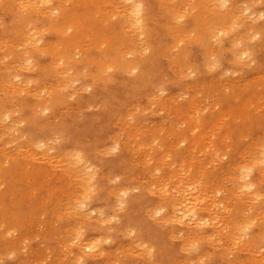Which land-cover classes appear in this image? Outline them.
I'll return each mask as SVG.
<instances>
[{
  "label": "bare ground",
  "instance_id": "bare-ground-1",
  "mask_svg": "<svg viewBox=\"0 0 264 264\" xmlns=\"http://www.w3.org/2000/svg\"><path fill=\"white\" fill-rule=\"evenodd\" d=\"M151 1L152 0H1L0 4L3 7V10L7 9V10L12 11V13H14L16 23L13 22V24L15 23L14 24L15 27L12 26L14 29H11V30L8 29V30L13 32V33L10 32V34H14L15 35L14 37L17 38L15 40H18V42H17L15 40H13L12 38H14V37H12L11 39L14 41V44H15V42H17L18 43L17 46H19L18 48H21V50L16 48V50H18V51L14 50L16 45H13L12 42L7 41V39L8 40L10 39V37L8 36L7 39L4 37L9 31H7L6 28H4V29L2 28L3 30L1 29V27H5V25H4V20H2V22L0 20V22H1L0 23L1 24L0 29L2 30L0 32V49L4 48L6 50H9L8 51L9 55L8 54H5V55L7 57L11 56L10 59H8L9 57L7 58L9 60V63L7 62L6 63L7 65L4 67V68H6L5 69L6 76L4 74L5 78H4V81H2L3 79L1 80L2 81L1 85H2V91H3L2 93L5 94V99L0 102V119H2L3 122H6V123H4L6 125H7V121H9L11 130L7 129V126L5 125L6 130H9V131L3 130L5 132L2 131L1 132L2 134H0L2 136V138L8 137L9 135L12 134L11 136H9L11 140L14 139V141H15V139L18 137H20L19 140H22V139L24 140L25 139L24 137H28V135H27L28 133L23 134V133H20L21 131L18 132L19 131L18 128L20 127L19 125H21L22 123H26L27 121H29L30 123L31 122L33 123V121L35 120V117L40 115L42 112L43 113L41 114V116L44 117V115H43L44 113L50 112L51 110H54L55 108L59 109L60 107H64V106H66V104L69 105L68 104L69 99H74V97L76 95L79 98V96L77 94V92L79 90L85 91V88L87 86H88L87 87L88 90L99 88V87H101L102 83L106 85V83H112V81L114 82L115 79H117V77H119V75H125L128 77L127 81L121 83L123 87H128V89H130L129 87H131V88L134 87V89H135V87L140 88L142 86H145V88H146L147 85H151L154 88V86L156 84L151 78V76H152L151 72L152 71H150V68L147 67L146 62H147V59H149L152 56V53L156 52V50H159L157 52H160L162 54L165 51V45L167 46L169 43L163 45L164 46L163 48L158 47L159 44L157 43L158 45H156L152 41L154 35H150L148 33L149 28L151 27V26L149 27V21L155 20V18L150 19V15H152V12H153V10L151 8V6H152ZM159 1H160L159 2L160 4L158 6H161V3H162V6H164L163 10L165 11V15L168 17L167 20H169V22H170V23H167V21H166V23L163 22V23H165V25H162V26H168L166 24H169V26L166 28L169 31L168 33H169L170 37L172 38L171 41H173L172 50L173 49L176 50V48H174V47H177V50H178V52L176 54H174V52L172 51L173 55L170 56V54H172V53H170V51H169L170 49L167 50L168 46L170 45L169 44L166 48V50L169 51V55H167L168 52L167 53L165 52V55L169 56V58H168L170 61L169 64H171L170 69L172 68L174 75L176 76L175 78L184 80V78H188V77L191 78V76L198 77L200 75V73L198 75V72H200V71H198L200 69V67L198 65H196L198 63H196V64L193 63L191 58H190V51L191 50L190 51H188V50L191 46L188 48V50L185 47H180L181 44H185V43L195 44L202 49V51H203L202 52L203 53V60H202L203 63L202 64L205 67L207 66L210 70H215V69L218 70L217 66L220 64V59L216 57L217 51L218 52H219V50L221 51V52H219V55H222L220 53H222L223 51L229 52L231 55L230 62L233 66H231L227 69L225 68L226 70L221 72L220 75L223 77V79H230V78L238 75V68L240 66L247 67L249 65L251 67L250 63L253 62L254 60L256 62L254 55H255V52L257 51L258 45H256L255 41L257 42V40H258L257 38H259L261 35L263 36V33H264V26H262L263 23H261V24L259 23L260 19L264 16V12H262L260 9H258L256 7V4L257 5L261 4V3H259L260 0H255V1L251 0L250 3H245V4H243V3L246 0L241 1V2H243L241 4H238L240 2L237 3L236 0H176V1L175 0H159ZM174 2H176V3H174ZM67 4H69V5L67 6ZM78 6H83V8H86L84 6H88L89 10L93 9L94 12H93V10H91V15H92V13H97L96 15L93 14L92 16L93 17L96 16L95 19L97 22L100 23V26L97 27L98 24L96 26L93 25V24H96L95 23L96 21H94L95 19L93 20V22L88 20V14L87 13H89V12H87L86 10H85L86 13H84V12L80 13L83 10H81L79 13H76L74 9L77 8ZM108 8H109V10L111 8V10L106 11V9H108ZM3 10H1V11H3ZM97 15H98V17H97ZM14 16H11V17H14ZM92 16H90V17H92ZM112 17H114V18H112ZM11 19L12 18H10V20ZM42 19L48 20V23H49L48 27L49 28L46 29L47 28L46 27L45 30H46V32H48V30L51 29L52 32L57 34V37H58L57 42H49L48 41L49 39H47L48 42H46V40L44 39L45 33H43V32H45V31H42V30L44 29L45 25L44 26L42 25V22H43ZM114 19H115V21H114ZM6 22L7 21H5V23ZM40 22H41L42 26L39 25ZM45 23H47V22H45ZM115 24H118L120 33H118V31H117V33L115 32ZM6 25H7V23H6ZM163 28H165V27H163ZM152 33L153 32H151V34ZM166 33H167V31H166ZM107 35H110V36H107ZM119 36H121V37L123 36V38H122L123 40H120L119 38H117L118 39L117 40L116 37H119ZM154 38H155V36H154ZM124 40H127V41H124ZM159 40L161 42L166 41L164 39L163 40L159 39ZM157 42H159V41H157ZM170 43H172V42H170ZM215 43L218 44L219 46H217L218 48L216 47L214 49V46H212V44H215ZM160 44H162V43H160ZM93 50L98 51V54L94 55ZM38 54L39 55L41 54L40 57L43 56V54H50V56H52L50 66L45 65V64H43L41 66L45 65V67L46 66L50 67V69H46L45 67H43V68H45L46 71L48 70L51 73V75H49V76L54 77L53 78L55 80V81L53 80L55 82L54 85L51 84V86H48L47 84L43 85L42 83L36 82L37 78H39V77L34 79L31 77H22L20 75L19 71H21V72L27 71V72L31 73V72H34L38 68V66H40V64L37 66V61L35 60V58ZM159 54L155 55V57L158 56ZM5 55H2V54L0 55L1 56L0 61L2 60V57ZM6 56H5V58L3 57L5 59V62L7 61ZM77 56H79V57H77ZM43 57H45V56H43ZM152 60L153 59L148 60V61L152 62ZM228 60H229V57H228L227 61ZM2 61H4V60H2ZM153 61H155V60H153ZM3 63H2V65H3ZM157 63H158V61H157ZM152 67H154V64L152 65ZM2 68H3V66H2ZM43 68H41V69L43 70ZM155 69H157V68L155 67ZM151 70H153V69H151ZM261 70H263V68ZM156 71L154 70L153 72H156ZM156 73H158V71ZM158 74H160V77H161L162 73H158ZM206 74H210V73L208 72ZM242 74L240 75L241 77H242ZM263 74H264V72H263ZM263 74L258 73V74H256V77L253 76L254 79L250 78V79H253L251 81L252 86H250V87H252V90L255 89L256 92L255 91L251 92L250 88L247 85H246V88L247 87L248 88L247 89L245 88L244 85L250 81L249 79H248L249 81L247 83H245V82H243V80H241L242 81L241 83H243L242 86H244V88H245V90H242V91H245V92L250 91L251 92L250 95L252 97H255L257 95L262 96L263 94H260V93L264 92V75ZM165 75H163L162 76L163 78L159 79V81H164L163 79L167 78V76H168L167 75L165 77ZM243 75H245V74H243ZM49 76H48V78H49ZM224 76H227L230 78H225ZM213 78L217 79L215 77H213ZM51 79H50V81H51ZM110 79H112V81ZM167 79H169V78H167ZM192 79H194V78H192ZM214 79H213V81H214ZM218 79H217V81H218ZM221 79H220V81H221ZM235 79H233V80H235ZM239 79H241V78H239ZM244 79H246V78H244ZM80 80L83 82L89 81V84L88 85L86 84L87 86H85V87L83 85L84 88H82V89H80L81 88L80 85H79L80 88L79 87L76 88L74 85H76V83H78ZM108 80L110 82H106V83L104 82V81H108ZM174 80H176V79H174ZM210 80L212 82V79H210ZM168 81L169 82L172 81L171 78ZM196 81H197V78H196ZM207 81L208 80H206L205 82H207ZM236 81H237V79L235 81H232L233 83L230 82L232 84L229 83L228 84L229 86L227 85L228 87H231L232 94H233L234 90L236 89V87L238 85H241V83L240 84L238 83V85H237ZM246 81H247V79H246ZM83 82H82V84H83ZM193 82L194 81H192V83ZM197 82H199V81H197ZM197 82L195 83V85L197 84ZM207 83H209V82H207ZM220 83H222V82H220ZM260 83L263 84V86H262L263 92H260ZM78 84H80V83H78ZM202 84L200 83V85H202ZM205 84H203V85H205ZM209 84L207 86H209ZM214 84H215V82H214ZM225 84L224 83L221 84L222 89H223V86ZM161 85H162V83L160 84V86ZM164 85H162V86H164ZM200 85H199V88L202 90V88L204 86L202 85V87H200ZM215 85L219 86L220 84H215ZM248 85H249V83H248ZM47 86H48V88H47ZM185 86H184V88H185ZM191 86L193 87L194 85H190V86L186 87L187 91H186V89L185 90L181 89L182 91L183 90L186 91V93H185L186 96H187V93L189 92V90H191V88H190ZM225 86H224V88H226ZM238 87H240V86H238ZM87 88H86V90H87ZM156 88L159 89V85H158V87L156 85L155 89ZM194 88H195V86H194ZM206 88H209V87H206ZM221 88H219V90ZM241 88H243V87H241ZM103 89H104V87H103ZM196 89H197V87H196ZM179 90H180V88H179ZM193 90H195V89H193ZM201 90H198V92L203 93V91H201ZM91 91H93V90H91ZM91 91H90V93L92 94ZM184 91H183V93H184ZM236 91H235V93L240 94V92H236ZM43 92L46 93V96L42 95ZM114 92L112 94H114ZM158 92L159 93H155L153 91V93L156 94V97L159 96L160 94L165 93L166 89L160 87ZM208 92H210V91L208 90ZM208 92L206 91L205 96H209L210 94L213 93V91H212V93L207 95ZM230 92L231 91L229 90L228 95ZM22 93H24V95L26 94L27 96H29L31 98V101L28 103V105L25 104L27 107L24 105V103L23 104L21 103L22 105H24L22 107L20 104L21 108L24 107L26 110H28V112L30 114V116H28V117L26 116V114H25V116H26L25 117L23 115L24 113H22L21 111H18L19 109L22 110L21 108H19V109L17 108V110H15L16 106H14L12 104L13 100L15 102L16 101L15 99H17L21 95H23ZM87 93H88V91H87ZM126 93H128V92L125 91V94H124L125 97H127ZM166 93L165 94L168 95V92H166ZM174 93L178 94L180 92H177V93L174 92ZM183 93L181 92V95ZM195 93H197V90ZM200 93H198V95ZM217 93L219 94V92H217ZM217 93L215 91L214 94H217ZM223 93H224V91H223ZM225 93H226V90H225ZM235 93H234V97L236 96ZM243 93L244 92H242V94ZM133 94L134 93H132V94L129 93V95H133ZM185 94H183V95L185 96ZM73 95H75V96L72 97ZM92 95H94V94H92ZM146 95H147V98L149 100L148 102H151L152 101L151 99L154 100V97H153V95L151 96L150 92L147 93ZM183 95L182 96L179 95V97L182 98L181 99V101H183L182 103H180L181 101L179 102V100H177V98L180 99L177 95H176L177 96V98H176L174 96L172 97L171 94H170V96L168 95L166 97H164L165 95L164 96L162 95L163 97L159 96L156 99L158 101H155V102L160 103L159 104V105H161L160 108L165 107L167 109V111H166L165 108H163L165 110V111L163 110L165 115L167 113H169V111H170V113H172L170 115H173L172 120H173V118L176 119L177 121L179 120V123H177V124L181 123L180 124L181 126H185V127L181 128L179 125H177L175 123L176 122V120H175V122L173 121V123L170 124L171 130L170 129H168V130H169V138H170V136L175 137L173 139H176L174 141H177L176 143L178 144L177 145L175 142L174 143L172 142L173 144L176 145V146H174V150H175V148H177V146H179L180 148L183 146L185 149L187 148L186 151L187 152L189 151L188 153L186 151L177 152V155L175 156V160L173 162H168L169 161L168 160V161H166L167 163L165 165L162 164L163 166L160 167V164H161V162L163 163V160L161 161L158 158L160 160V163L157 162L159 160H157V158L154 156H156L155 153H160V152H156V151L162 152V150H164V152H163L164 156L167 158L172 157V155L170 154V156H168L169 152L168 153L165 152V150H166L165 146H167V145L164 144L165 142L163 141L162 137H161L162 141H161V138L158 137V139H160V140H158L159 144L157 143L158 144V147H157V146H155L156 145L155 143L157 142V137L154 136L155 134H152L153 136L149 135L148 130H146L147 132L145 134H143V132H142L143 129L139 130L136 127L137 130L141 131L140 133L134 129L135 128V125H134L135 122H133L134 121V114H135V112L138 111V109L140 110L141 108L144 107V105L141 106L139 102L134 103L132 106L131 105L128 106L129 108H131L130 109L131 113H129V115H132L131 116L132 120L128 119L129 115H128V117H127V115H124V119L126 116L127 120L132 121L130 123L129 122L127 123V121H126V125H128L127 127L130 128L129 133H127V131H128L127 128H125V129H127L126 131L123 128V127H126V125L125 124L121 125L119 123L122 126L121 128H123V130L126 132V135L127 136L129 135V136L128 137L124 136L125 134H123V136H122L121 134H119L120 132L118 133V131H117L116 133H118L119 135L122 136V138H120L121 140H118L119 136H117V138H116L118 141H115L114 138H112L115 142L111 141L112 142V145H110L111 147H109V146H105L106 148L102 147L103 151L98 149V152L100 151L99 152L100 154H106L109 150L112 153L114 151L116 152V150H117V152H118V150H122V151H126V152H129L130 150H132L133 152H131V151L130 152L133 155L135 153L141 154L142 152H144L146 155V154H149V152H150L149 150L152 151L151 155L149 154L151 157L148 156V157H150L149 160H152L153 162H155L157 160L156 163L159 164V167H158V164L156 165V163H155V165L153 163L151 165L144 164L143 166H145V165L146 166L143 167L142 170L145 171L146 167L148 168L149 166L152 167V165H154L153 168L155 167V170L159 171L160 175H158V174L157 175L160 177L155 175L157 177V178L156 177L155 178L157 179V182L160 179L159 182L160 181L161 182L160 183L158 182V183L161 186L159 185V188L156 186L158 190L155 187L154 188H155L156 192L160 190L159 193H160V195H162V199H161V203L159 202L160 199L158 201L159 202L158 204H160L159 207H157V208H154V207L150 208L149 207L150 209H147L146 210L147 212H144V213L147 214L146 219H154L153 222H155L158 226H161V227L168 226L169 227L168 232L171 235L170 237H172L171 239H173L175 237V235H173V233L175 231H177L176 229H175V231H173V226L175 224L179 226L178 230H180V231H179V233L176 234V235L180 234V237H178L180 239V244L178 246V250H179V252H183L187 256H189L186 259L184 258L185 260L182 258L184 260V262L182 261L179 264H194V263L200 264L203 261L207 262L208 260L206 259V256L208 255V253H207V255H205L206 253L201 254L202 253L201 250L203 249L202 248L203 245H201V244L203 242H204V244H206L207 242L210 243L211 241H214V239H215V241H216V239L217 240L220 239L221 241L223 240V242H224L223 246L221 245V244H223V242H221V244H220V242L218 243V244H220V245H218V246H220V248L218 247L219 248L218 253H219V257H220L219 259H221V261H223L224 264H245L246 263V262H244L245 260L241 259L239 255H238L239 257L235 258L234 260H232L229 257L230 255H232V251L235 248H240L239 249L240 252L242 251L243 253L247 254V257L243 256L242 258L246 257L248 259V257H251V258H249L250 259L249 264H264V252L263 253L260 252V250H263V248H264L262 245H260L261 244V234L262 233L264 234V232H262L261 234L255 233V232H254L255 234L252 233L253 232L252 227H255V226L258 227V229L260 231H264V223L261 220L262 217H264V194L259 191V185H260V187L262 184L264 185V136L260 135L258 138L256 137L254 139L253 138L254 136L251 137L250 133H249L254 128V126H253V125H255V124H253L254 121H258V122L264 121V114L262 116H256L254 114H251L250 111H254V110L250 109L251 107H249L247 104L241 105V106H243V108L242 107L239 108V109H241L240 114L238 113L239 116H236L234 114L235 112H231V109H230L227 112L232 113L231 119H233V123L239 122L237 120L240 119L242 121L239 122L240 123L239 125L240 126L242 125L243 127L241 126V128H240L239 125H237L240 128V130L237 129L238 131L236 130V133L228 132V130L231 129L230 128L231 126L229 127L228 122L226 124H224L226 121V119L224 120V118H228L230 116L225 117L222 114L223 113L222 110H220V105H222V102L224 100V99H222L223 98L222 96L217 95L216 98L217 97H219V98L216 102L213 103V105L207 104L206 106H204L202 108L199 106V104H200L199 101H201V100H198L199 96L197 98V94L196 95L193 94L191 96L189 94V98H187V99H186V97L184 98ZM230 95H231V93H230ZM88 96H90V95H88ZM95 96L97 97V95H95ZM225 96L227 97V94ZM232 96H228V98L229 97L232 98ZM241 96H240L239 100L241 99ZM70 97H72V98H70ZM130 97H132V96H130ZM135 97L136 96H134V99H135ZM202 97L203 96L201 95L199 99H201ZM216 98L215 99L213 98L214 101L216 100ZM237 98H238V94H237ZM248 98H245V99H248ZM96 99H98V98H96ZM96 99H94V100L96 101ZM99 99H100V102L105 104V102H104L105 96H104L103 101H101L102 100L101 98H99ZM208 99H209V97H208ZM249 99L252 100V98H249ZM256 99L257 100H255V101L253 100L255 104L251 103V104H253V106L256 105V102L259 99L261 100V98H259V99L256 98ZM83 100H85V99H83ZM210 100H212L211 97H210ZM233 100H235V98ZM23 101H25V100H23ZM203 101H206V100H203ZM237 101H235V103H237ZM242 101L245 102L244 98H243V100H241V102ZM79 102H81V101H79ZM85 102L86 101H84V103H83L84 105H89V104H87L88 102H86V103ZM100 102L97 104H95L96 103L95 102L94 104L96 106L100 107L99 106L101 104ZM120 102H121V100H120ZM207 102H208V100H207ZM211 102L212 101H210L209 103H211ZM241 102H238L237 105L241 104ZM15 103H17V101ZM19 103H20V101L18 99V104ZM258 103H259V101H258ZM107 104H108V102H107ZM125 104H126V102L123 105L125 106ZM143 104H145V103H143ZM146 104H149V103H146ZM230 104H232V103H230ZM10 105H13V108L15 107L14 110H13V108L8 107ZM120 105H121L120 107H122V103H120ZM261 105L262 104L260 103V105L258 106L257 109L263 108L262 107L263 105L262 106ZM83 106H81V107H83ZM147 106H146V108H147ZM156 106H158V105L156 104ZM201 106H203V105H201ZM72 107H74V106H72ZM75 107L77 108L76 104H75ZM81 107L79 109L77 108L76 110L81 111ZM88 107L89 106H87V108ZM93 107L94 106L92 104V108ZM104 107H105V105H104ZM120 107L118 106L117 108H120ZM148 107H151V106H148ZM215 107L218 108L216 110H220V111H217V114H215L216 113ZM94 108L96 109V107H94ZM125 108H126V106H125ZM151 108H149V109H151ZM155 108H153V109H155ZM231 108H234L235 109L234 111H236L237 106H234V107L232 106ZM70 109H72V108H70ZM70 109H69V111H70ZM102 109H104V108H102ZM149 109L147 108L148 111H149ZM87 110H89V109H87ZM147 110H141L140 113H144V111L146 113ZM61 111L62 112L65 111L68 113L67 115H69V111H66V108L64 110L61 109ZM74 111H75V109L74 110L72 109V111H70V112L73 113ZM157 111H156V113H157ZM256 111H258V110H256ZM62 112H60L59 114L61 115ZM113 112L114 111H112V113ZM161 112H162V110H161ZM231 113H230V115H231ZM56 114H57V112H56ZM79 114H77V115H79ZM153 114H155V113H153ZM153 114H151V115H153ZM157 114H159V115L161 114L160 110H159V113H157ZM60 115H58V116H60ZM67 115H65V116H67ZM221 115H223V117H222V119L224 120V123L222 120L223 125L222 124L220 125V121H219V123L217 121V117L221 116ZM120 116H122V114H120ZM169 116H167V117H169ZM51 117H49V118H51ZM69 117H70V115H69ZM73 117L74 116H72V118ZM79 117H81V115ZM96 117H95V119H96ZM118 117H119V115H118ZM119 118H121V117H119ZM136 118L138 120H140L138 117H136ZM260 118H262V119H260ZM56 119L57 118H55V120ZM97 119H99V118L97 117ZM121 119H123V118H121ZM137 119H135V120H137ZM145 119H148V118H145ZM169 119H168V121H169ZM218 119L221 120L220 117ZM53 120H51L52 124L50 123L52 126H50L48 123V121H50V120H47L45 122L43 121L42 123L39 124V125H41V129L43 127V131H44V132L42 131L43 134L46 132L45 136L43 137V139L37 140V141H32L33 139H30V138L27 139L26 143L27 142L28 143L26 144L27 146H25L26 148L24 147L25 149H23V147L20 144L17 146V142L13 141L14 143H16V146H17V148H15L16 149L15 151L18 150V154H21L22 156L12 153L13 152L12 150H14L12 148L16 147V146H13L11 148L12 144H14V143H11V145H10V143L8 144L9 145L8 147L11 148V149H9V148L8 149L11 150L12 155H7L9 153L6 154V152H5V158H7L6 161H8V162L0 160V192L1 193L3 192L2 188H5L4 186L6 185L7 181H8V183L13 182L14 175H12V172H11L13 170L12 165L19 170L18 174H15V175H20L19 177H21V176L24 177L25 175L29 176L28 175L29 170L27 171L28 168H25V166H23L21 163H24L26 161L30 164L32 161L38 166H40V164H42V163L48 164L49 167H51L54 172L56 171L55 169H59L60 171H62L61 173H63L61 176H60L61 173L58 176L55 175L56 177L54 179L59 183V185H56V186L53 185L52 186L49 183L51 188H50V190H48L49 191L48 196H50L52 193H53L52 195H54L58 192H62V189H63L62 185H64V184L66 185V183H68L66 186H68V185L71 186V184H72V186L74 185L73 187L71 186V189L76 186L75 190L77 191V194H75L76 193L75 191L72 194L74 189L72 190L71 193L68 194L67 192L68 191L70 192L71 189L67 188V187L64 188V189H66L65 190L66 192H64V194L66 196H64V194H63V196L65 197V198L64 197L63 198L67 202L69 200L67 195L72 194L73 196L72 197L69 196V197H70L71 201L73 200L77 204V206L73 207V208L70 204H69V206H71V207H69L67 204L65 205V208L68 207L69 210L74 209L72 212H70V211L67 212L66 211L67 209L64 210L67 212V213L66 212L65 213L67 214L68 217H70V215L74 214V216H76L78 218V221H77L78 225L77 226H74L73 228L68 226V230H66V228H65V232L68 231V233H69V235L67 234V236H69L68 237L69 238L68 250H70L71 252L75 251V254L73 253L74 255H71V257H73L74 264L75 263L76 264H78V263L85 264L86 260L90 261V260H95V259L101 258V257H107L108 255H106V254L108 252H110L109 255H111L112 252L110 251V249L107 252L103 249V244L113 243V241H114L115 234L111 233L113 231H109L108 230L109 228L112 230L116 229L115 233L117 231H119V232L122 231V233H123V229H124V233H125L124 236L128 235V237L132 238L130 245L132 244V242L134 240H136L135 242H137V243L133 242L134 245L137 244L134 246V248H136V250H137V247H138L139 248L138 252L140 251V249H143L144 251L147 252L146 256H152V253H153L152 247H151L152 245L151 246L146 245V241L144 239H142L143 238L142 233L140 234V232H138V231L136 232L137 229L135 230L133 228L134 218L132 215V210L135 207V205L137 203H139V201H140V198H138V197L136 198V194H135V192L139 190L138 186H133V187L132 186H126L125 183L123 184L121 182L118 185H109L106 187V189H104V186L102 184L103 183V175L98 171L97 160L94 156L95 152L93 154V152L91 150H88L82 144L77 143V142H73L72 140L70 141L68 139H67V141L70 144V147L66 148L64 141L66 140L65 131L67 130V126L65 124H63L62 122H61V124L57 123L59 125H57V124L54 125ZM123 120H122V122H123ZM172 120H171V122H172ZM96 121L97 120H95V122ZM141 121H142V118H141ZM161 121H162V118H161ZM161 121H159V122H161ZM164 121L167 122L166 120H163L162 122H164ZM138 122L139 121H137L136 123H138ZM157 122H155V123L157 124ZM1 123H0V125H1ZM54 123H56V121ZM143 123L144 122L142 121V124ZM150 123H151V121H150ZM233 123L230 122V124H233ZM90 124H92V123L90 122ZM114 124H115V122H114ZM119 124H118V127H119ZM139 124H140V122H139ZM158 124H160V123H158ZM22 125H24V124H22ZM162 125H164V124H160L157 126L155 125V128H154L153 123H152V126L147 125L148 127L147 126L146 127L141 126L139 128H144V130H145V128L149 129V127H151L152 129L151 128L150 129L152 131L154 129L157 132V129H156V127H157L158 131L161 133L163 129L161 130V127H159V126H162ZM5 126H3L2 129H5ZM114 126H116V125H114ZM261 128H262L261 126L256 125V129L260 130ZM166 130H165V133H167ZM121 131H122V129H121ZM208 131H210V132H208ZM14 132H15V135H17L16 133H18L19 135H18V137H16V138L13 137V139H12L11 137L13 136ZM223 132H226V134H222ZM136 133H139L138 137L140 136V134H143L142 139L146 140V142L145 141L143 142L140 140V138L142 136L139 137L140 141H138L137 140L138 138H136L137 137ZM154 133H155V131H154ZM111 134L114 137L115 134L114 133H111ZM162 134H160V135H162ZM167 134H164V137H167V136H165ZM263 134H264V132H263ZM50 135H54V137H56L55 139H57V140L52 139L53 137L51 138ZM109 136H110V134H109ZM21 137H23V138L21 139ZM123 137H127V138H124L125 140H122ZM129 138L134 140L132 142V144L137 145L138 147H141V148H144L146 146V148L148 149L149 152H146L147 149H145L146 151L142 149L143 151L142 152L140 151V153H139L138 147H136V149H138L137 152H135L136 150H133L135 147L130 149L132 144L129 141ZM96 139H94V142L97 141ZM3 140L4 139H2L0 141V144H1V146H3L2 148L4 150H6L7 149V147H6L7 141L2 143ZM52 140L53 141L55 140L54 141L55 143ZM51 141L53 143H51ZM170 141H172V139ZM173 144L169 145V146H173ZM236 144H238L240 146L242 145L243 149L242 150L240 149V151H238L237 150L238 146ZM22 145H24V144L22 143ZM1 146H0V148H1ZM197 147L198 148L202 147L200 150L203 149L202 152L204 155H201V156H204L205 160L208 159V160L212 161L213 163L214 162L220 163L219 164L220 167H218L219 166L218 165L217 166L218 169H215V167H216L215 166L214 169L211 168V169H213L212 171H206L207 170L206 167L204 168L205 161H202L204 158H202V160H201V158H199L200 155H197L194 153V152H196V149H198ZM2 148H1V150H3ZM8 149L6 151L10 152ZM167 149H168V147H167ZM170 149H171V147H170ZM170 149H169V151H170ZM199 151H197L196 153H199ZM13 154H14V156L15 155L21 156L19 158L20 160L16 156H15L16 158L13 157ZM138 154H136V155H138ZM199 154H201V153H199ZM160 155H162V154H160ZM195 155H197L198 158H196ZM1 156H2V154L0 152V157ZM138 156H140V158H141V155H138ZM135 157L136 156L134 155L133 158H135ZM162 157H163V155H162ZM169 159L172 160V158H169ZM133 161L135 162V160H133ZM136 161H138V160H136ZM139 161H141V160H139ZM210 161H207V162L209 163ZM122 162L123 161H121V163ZM145 162L148 163L147 161H145ZM149 162H151V161H149ZM170 163H171V165H170ZM136 164H138V163L136 162ZM211 165L213 166L214 164H211ZM139 166H137V167H139ZM141 166H142V164H141ZM172 166H175V167H172ZM206 166H209V165H207V163H206ZM33 167L29 166V169L30 168L33 169ZM156 167H157V169H156ZM130 168H131V166H130ZM147 168H146V170H147ZM211 169H209V170H211ZM37 170H39V168H36L35 172L31 170V172L36 174ZM44 170L45 169H43V171ZM155 170H154V172H155ZM148 171L153 172V170H150V169ZM31 172H29V173H31ZM109 172H107V174H109ZM115 172L119 173V170L118 171L116 170ZM40 173L42 174V172H40ZM146 173H148V172L146 171ZM146 173H144V174H146ZM229 173L230 174L234 173V175L232 174L233 176L229 175L231 177V180H230L231 185L227 184L228 186L229 185L230 186L229 187L226 186L227 188H224L226 184L224 183V180H221V179H222L223 175H228ZM148 174L150 176L152 175L151 173H148ZM110 175H114L113 177L111 176L112 177L111 180H113L114 177H115V179H116V177H118L115 174H110ZM122 175H125V174H122ZM122 175H120V176H122ZM26 176H25V179L28 182ZM106 176H104V177H106ZM132 176L130 177V175H129L127 177L128 178L130 177L132 180L135 179L137 176L139 177V175H137L135 178L134 177L132 178ZM229 176H226V179ZM253 176H255V177L252 178ZM29 177H33V176L30 175ZM42 177H43V175H42ZM52 177H54V176H52ZM130 178L128 180L131 181ZM143 178H146V177L143 176ZM150 178H152V177H150ZM150 178H148V179H150ZM153 178H154V176H153ZM155 178H154L155 182H153V180L151 179L152 183H154V184L157 183ZM22 179H24V178H22ZM107 179H108V176H107ZM41 180H42V178H41ZM143 180H145V183L143 181L144 185L149 184V183H146V179H143ZM227 180H229V179H227ZM227 180H226V182H228ZM140 181H142V180H140ZM113 182H114V180H113ZM113 182H111V183H113ZM149 182H150V180H149ZM219 182H222V184L224 183L223 184L224 186L219 184ZM141 183L142 182H139V184H140L139 186H141ZM22 185L23 184H21L19 186V188L16 186H14V187H16V189L18 188L17 190H19L20 187H24ZM27 185L28 184H26V186ZM43 185L44 184L42 183V186ZM65 185H64V187H65ZM144 185L142 184V188H144L143 187ZM151 185H152L151 190L148 187L149 193H150V191L153 192V189H154L153 188L154 185L153 184H151ZM28 186L30 187V184ZM38 186H40V184ZM100 188H102V189H100ZM16 189L13 190V188H12L11 191L14 192V193L10 192L12 194V196H13V194H15ZM35 189L38 191V188H35ZM35 189H33V192H32L34 194H36L34 192ZM67 189H68V191H67ZM98 189L104 191L102 195H104L107 200H108V198L115 199L116 203H114V205H112V206L109 204H107V206L104 205V206L108 207V210L111 209L112 207L113 208L117 207V208H114L112 214L109 215L106 213V211H103L105 209L104 207H103L104 209L102 208L103 210L102 211L99 210V212H97V210L99 208L97 210H95L92 207L91 200L99 198V197H96L97 196L96 194L99 192ZM25 190H24V192H25ZM29 190H31V189H29ZM44 190H46V189H44ZM96 190L98 192L95 194L94 192ZM29 192H30V194H32L31 191H29ZM1 193H0V198L4 199V197L1 196ZM46 194H47V192H46ZM153 194H154V192H153ZM218 194L220 196H223V194H224V198L222 199V201L228 200V199H232L234 201L235 200L239 201L240 199H238V198L241 197V202H240L239 206H242V207H239L240 209L235 208L237 206V204H236V206L233 204L235 207L233 205L230 208H228L229 206L228 207L226 206L225 208L223 207V209L219 210L221 205H220L219 201L216 200V195L218 196ZM2 195H3V193H2ZM61 195H62V193H61ZM150 195H151V193H150ZM160 195L158 194V196H160ZM20 196H21V193H20ZM74 196H75V198H73ZM145 196H146V193H145ZM28 197H29V194L26 197L27 200H28ZM33 197H34V195H33ZM144 197H142V198H144ZM59 198L60 197H58L57 195L55 196V199L58 200V204L60 203V200L61 201L63 200V198L62 199L61 198L59 199ZM66 198H68V200H66ZM160 198H161V196H160ZM10 199H12V198H10ZM19 199H22V198L20 197ZM217 199H218V197H217ZM33 200H35V199H33ZM46 200H48V199H46ZM12 201H13V199H12ZM29 201L31 202V199ZM71 201H69V202L71 203ZM220 201H221V199H220ZM13 202H15V201H13ZM41 202L46 205V202L45 203H44V201H41ZM48 202H49V200H48ZM50 202H52V201H50ZM74 202L72 203L73 206L76 205ZM1 203H2V201H1ZM1 203H0V209L3 208V206L1 208V205H3ZM31 204H32V202H31ZM33 204L37 205L36 203H33ZM62 204H63V201H62ZM15 205H17L16 202H15ZM15 205H12V207ZM39 205H40V203H39ZM42 205H41V207H42ZM54 206L55 205H53V207ZM58 206L60 207V205H58ZM245 206H247L248 209L251 208L252 211H250L251 214L248 213L249 215L244 217L241 215V213L244 212L243 208ZM44 208H45V206H44ZM95 208H97V207H95ZM32 209H33V207H32ZM32 209H31V211H32ZM55 209H57V208H55ZM61 209H62V207H61ZM3 210L4 209H2V211ZM38 211H39V209H38ZM45 211H48V210H45ZM56 211H58V210H56ZM12 212L10 215H13L14 217H16L17 215L14 214L15 212H13V213ZM54 212H55V210H54ZM54 212H53V214H54ZM107 212H109V211H107ZM19 213H21V212H19ZM17 214H18V211H17ZM29 214L31 215L32 212H30ZM53 214H51V216ZM60 214L64 215V212L55 214L56 218L59 217V220L56 219L58 221H61ZM242 214L245 215V213H242ZM6 215H4V217H6ZM30 215H28L29 220H30ZM96 215H97V217L95 218ZM42 216H43V214H42ZM44 216H43V218H44ZM155 216H158V217L156 218ZM8 217H9V215H8ZM0 218L2 219L3 217H0ZM16 218H18V217H16ZM34 218H37V217H34ZM43 218L41 217V219H43ZM18 220H19V218H18ZM20 220L22 222V219H20ZM23 220L26 221L25 218ZM46 220L47 219H45V221ZM62 220H63V217H62ZM4 221H6V220H4ZM4 221H3V223H4ZM8 221L9 220H7V222ZM15 221L16 220H14L13 222H15ZM112 221L119 222L120 225L116 226V224H114L112 227H109V228L106 227V229L108 231H105L103 233H107L108 235L102 236L100 234V232L103 231V230H101V229H103V225L106 224V226H107V224L111 223ZM32 222H34V221L32 220ZM255 222H257L258 225L254 226ZM19 223H20V221H19ZM28 223H29V221H28ZM30 223H31V220H30ZM53 223H55V220ZM56 223H57V221H56ZM75 223L72 222L71 223L72 226ZM0 224H1V222H0ZM16 224H18V223H16ZM40 224L41 223H39L38 225H40ZM150 224H151L150 222L146 221L145 226L147 227V229L149 228ZM4 225H5V223H4ZM11 225H9L7 223L6 226H11ZM13 225H14V223H13ZM52 225L53 224L50 225V223H49V226H51L52 232H55L53 230ZM142 225H143V223H142ZM56 226L57 225H55V227ZM14 227H13V229L11 228L10 231L15 232ZM20 227L21 226H19V228ZM23 227H21V228H23ZM40 227L41 226H39V228ZM138 227L141 228V226H138ZM4 228L1 229L3 231L0 232V234H2L3 232H5V234L3 233L4 235L2 234L1 236L2 237L5 236L4 238H6V236L9 237L10 235L5 231L7 227L5 228V230H4ZM32 228H34V227H32ZM8 229H9V227H8ZM36 229H38L37 226H36ZM60 230H62V229H60ZM90 230L95 231L97 236L94 238H92V237L90 238L88 236V232ZM138 230H139V228H138ZM141 230L142 229H140V231ZM143 230H144V228H143ZM17 231L18 232H16L15 235H18L17 233H19L20 230L18 229ZM27 231H28V229H27ZM27 231H26V233H27ZM31 231H29V232H31ZM34 232H36V231H34ZM42 232H44V231H42ZM109 232H110V234H109ZM45 233H48V232H45ZM40 234H41V231H40ZM61 234H63V233L60 232V236L57 235L59 237V239L62 237ZM36 235H38V234H35V236L33 234L31 236L32 237L34 236L33 238H35ZM12 236H14V233ZM67 236H66V238H67ZM17 237H14V238H17ZM25 237H27V236L25 235ZM38 237H40V239H41V236L38 235L37 238ZM44 237L46 238V236L42 235V238H44ZM214 237H218V238H214ZM18 238H20V237H18ZM33 238H30V239L34 240ZM64 238H63V240H64ZM118 238H120V237H118ZM23 239H25V238L23 237ZM159 239L160 238H158V240ZM21 240L22 239H20V240L12 239V241L14 243L16 241V242H18V244H19V241H21ZM28 240H29V238L27 239V241ZM42 240L45 243L46 239H42ZM4 241H5V239H4ZM12 241L10 240V243ZM23 241L24 240H22V242ZM40 241H38V242H40ZM43 241H41V242H43ZM24 242H26V240ZM24 242L22 244H25ZM159 242H162V241L160 240ZM14 243H12V245H15ZM165 243H166V241H165ZM209 243H208V245H209ZM215 243H214V245L216 246L217 244H215ZM58 244H60V245L64 244L65 246L68 245V244L61 243V242ZM60 245H59V247H60ZM128 245L125 248L126 251L123 248L124 253H126L129 250H133V249H131V248H133V245H131V246L129 245L131 248H129ZM10 246H9V248L13 249L14 246H11V247ZM21 246L22 245L20 244L19 248ZM44 246H45V244H44ZM65 246L64 247L61 246V248L62 247L63 248L60 250L63 251V249H65ZM121 246L125 247V245H123V243ZM157 246H158V244H157ZM215 246H213V247H215ZM24 247H23V249H24ZM41 247H42L41 249H43V246H41ZM163 247H164V245H163ZM14 248H17V247H14ZM21 248L19 250H21ZM27 248L31 249V247L29 248L26 246L25 249H27ZM38 248L40 249V246H38ZM120 248H122V247H120ZM127 248H129V250H127ZM215 248H211L209 250H212ZM12 249H10L11 251L10 250H8V251L13 252L15 250V249H13V250ZM18 249H17V253L19 252ZM47 249H49L48 246L46 249L41 250V253L38 250V252L40 253L38 256H41L42 254H46V252L48 253ZM53 249H55V247ZM53 249H52V247H50V252H52ZM161 249H162L161 252L163 253V248L161 247ZM161 249L159 247V250H161ZM58 250H57V252H58ZM120 250L122 252L120 255H122L123 250L122 249H120ZM21 251H23V250H21ZM42 251L44 253H42ZM104 251L106 252V254L104 253ZM116 251H118V253H120L118 248L117 249L115 248L114 252H116ZM144 251H143V254H145ZM205 251L208 252L207 250H204V252ZM10 252H9V256H10ZM26 252H25V254H26ZM33 252H34V254L37 253V251L36 252L33 251ZM65 252H63V253H65ZM71 252H69V253L71 254ZM129 252H131V251H129ZM166 252H165V254H166ZM2 253L0 254V256L2 255ZM28 253L29 252H27V254ZM61 253H59V254H61ZM236 253H238V252H236ZM236 253L234 254L235 256H236ZM59 254L57 256H60ZM137 254H135V258L137 257ZM139 254H138V256H139ZM192 254H193V256H190ZM31 255H33V254H31ZM55 255H56V253H55ZM66 255H68V253ZM129 255H132V254L130 253ZM133 255H134V253H133ZM212 255H214V254H210L208 256L211 257ZM234 255H232V256H234ZM257 255H260V256L262 255L261 260L259 258L260 256H257ZM12 256L7 257V258H11V259L16 258V257L14 258V256L12 258ZM25 256H24V258H25ZM57 256H54L52 258L54 259ZM123 256L125 257V254H123ZM123 256H121V257H123ZM146 256H145V258L147 259L148 257H146ZM216 256H218V255H214L215 258H217ZM1 257H0V261H1ZM43 257H45V256H43ZM46 257H47V255H46ZM117 257H120L119 254L116 257H113V260H110V263L109 262L108 263L114 264L117 261L116 264H119V263L120 264L121 263L122 264H129L127 262H124V263L121 262L122 260L124 261L125 259L121 258L120 260H117L116 259ZM214 257H212L211 259L213 260ZM2 258H6V257H2ZM41 258H42V256H41ZM68 258H69V256H68ZM68 258H66V259L64 258L65 261H68L67 260ZM107 258H109V257H107ZM44 259L50 260L51 258H49V255H48V257L44 258ZM70 259H72V258H70ZM70 259H69V261H70ZM146 259H144V260H146ZM148 259H150V258H148ZM23 260H25V259H23ZM33 260L35 262L37 260V262H38V259H36V260L33 259ZM33 260L31 259V261H33ZM41 260L44 262V264L48 263V262H45L43 259H41ZM41 260L39 259V262ZM175 260H177V259L175 258ZM42 261H41V263H42ZM54 261L57 262L59 260H58V258H56ZM155 261H156V259H155ZM37 262L35 264H39V262L38 263ZM73 262H71L70 264H72ZM106 262L107 261L105 260V263ZM138 262H139V260H138ZM143 262H145V261H143ZM147 262H148V260H147ZM160 262H162V260ZM217 262H219V261H217ZM57 263L59 264V262H57ZM108 263H106V264H108ZM148 263L151 264V262H148ZM148 263H146V264H148ZM14 264H16V263H14ZM202 264H204V263H202Z\"/></svg>",
  "mask_w": 264,
  "mask_h": 264
},
{
  "label": "rangeland",
  "instance_id": "rangeland-1",
  "mask_svg": "<svg viewBox=\"0 0 264 264\" xmlns=\"http://www.w3.org/2000/svg\"><path fill=\"white\" fill-rule=\"evenodd\" d=\"M1 1V0H0ZM176 1V0H175ZM241 1H244V0H236V2L238 3V2H240V3H238V4H241V3H243V2H241ZM253 1H255V0H253ZM160 1L159 0H152L151 1V3H152V6H151V8H152V10H153V12H152V15H150V19H154L155 18V20H150L149 21V27L151 26H153L152 28L150 27L149 28V34L150 35H154L155 36V38H154V36H153V39H152V41L156 44V45H158V47H164L163 45H165V44H167V43H169L167 46H168V48H167V46L165 45V51L161 54L160 52H157V51H159V50H156V52L154 53H152V56L149 58V59H147V62H146V65H147V67H149L150 68V71H152L151 72V74H152V76H151V78H152V80L155 82V84L157 85V87H158V85H159V89H160V87H162V88H165L166 89V92H168V95L170 96V94H171V96L173 97H176L177 98V96L179 97V95L180 96H182L183 94H185L186 93V91H187V89H186V87L187 86H190V85H194L195 86V88H194V86L192 87H190L191 88V90H189V92L187 93V96H186V94H185V96L183 95V97L185 98L186 97V99L187 98H189V94H190V96L191 95H193V94H197V98H198V96H199V98H200V96L202 95L203 97L201 98V99H199L198 98V100H201V101H199V103L201 104V105H203V106H201L200 104H199V106L200 107H204V106H206L207 104H211V105H213V103L214 102H216L217 100H218V98L219 97H217L216 98V96L218 95H220V96H222L223 98L222 99H224L223 100V102H222V105H220V110H222V114L225 116V117H227V116H230V117H228V118H224V120L226 119V121H225V123H224V120L222 119V117H223V115H221V116H218L217 117V121H218V123H219V121H220V125L222 124L223 125V123L224 124H226L227 122H228V124H229V127L231 128V129H229L228 130V132H233V133H236V130L238 129V130H240V128H241V126L239 125L240 123V121H242V120H237V121H239V122H237V123H233V119H231L232 118V113L231 112H235L234 114L236 115V116H239V114H240V110L241 109H239V108H243V106H241L242 104H247L249 107H251L250 109H252V110H254V111H250V113L251 114H254V115H256V116H262L263 114H264V92H263V88H262V86H263V84L262 83H260V92H263V93H260V94H263L262 96L260 95H257V96H255V97H252L250 94H251V92H256V90L255 89H253L252 90V87H250V86H252L251 84H252V80L254 79V77H256V74H258V73H261V74H263V72H264V33H263V36L261 35L259 38H257L256 40H257V42L255 41V43H256V45H258V47H257V51L255 52V55H254V58L256 59V62H255V60L253 61V62H251L250 63V65H251V67L248 65L247 67H245V66H240L239 68H238V75H236V76H234V77H232V78H230V77H227V76H224L225 78H230V79H223V77L220 75L221 74V72L222 71H225L227 68H229V67H231V66H233L232 64H231V62H230V60H231V55H230V53L229 52H227V51H223L222 53H220V54H222V55H219V52H221L220 50H219V52L217 51V53H216V57L217 58H219L220 59V64L217 66L218 67V70L217 69H215V70H210L207 66V68L202 64L203 63V51H202V49L199 47V46H197V45H195V44H187V43H185V44H181L180 45V47H185V48H187V50H188V48H189V50L188 51H190V58H191V60H192V62L193 63H198V64H196V65H198L199 67H200V69L198 70V71H200V72H198V75H199V73H200V75L198 76V77H196V76H191V78H184V80H182V79H178V78H175L176 76L174 75V72H173V70H172V68L170 69V65L171 64H169L170 63V61H169V56H166L165 55V52L167 53V55H169V51H170V53H172V54H170V56L171 55H173V52H174V54H176L177 52H178V50H177V47H174V48H176V50L175 49H173L172 50V47H173V41H171L172 40V38L170 37V35H169V31L167 30V28L166 27H168L169 26V24H166V25H168V26H162V25H165V23H166V21H167V23H170L169 22V20H167L168 19V17L165 15V11L163 10V8H164V6H162V3H161V6H158L160 3H159ZM251 2V0H246L243 4H245V3H250ZM174 3H176V2H174ZM259 3H261L260 5H257L256 4V7L258 8V9H260L262 12H264V0H260V2ZM69 4H67V6H68ZM165 5V4H164ZM84 7H86V8H83V6H78L77 8H75L74 10H75V12L76 13H79L81 10H83V11H81L80 13H82V12H84V13H86V11L87 12H89V13H87L88 14V20H90L91 22H93V20L95 19V17H93L92 15L94 14V15H96L97 13H92V15H91V10H93V9H91L90 7V9L91 10H89L88 9V6H84ZM88 9V10H87ZM1 10H3V7L1 6V4H0V20H1V22H2V20H4V25H5V27H1V24H0V27H1V29L3 28H6V30L7 31H9V30H11V29H14L13 27H15L14 26V24L16 23V20H15V16H14V13H12V11H10V10H3V11H1ZM86 10V11H85ZM110 10H111V8H110ZM109 10V8L108 9H106V11H110ZM93 12H94V10H93ZM163 13V14H162ZM161 15V16H160ZM11 16H14V17H11ZM90 16H92V17H90ZM152 16V17H151ZM155 16V17H154ZM163 16V17H162ZM97 17H98V15H97ZM264 17V16H263ZM261 18L260 19V21H259V23L261 24V23H263L262 24V26H264V18ZM3 18V19H2ZM10 18H12L11 20H10ZM92 20H91V19ZM112 18H114V17H112ZM10 20V21H9ZM45 20V21H44ZM5 21H7L6 23H7V25H6V23H5ZM42 25L44 26L45 25V27H44V29L42 30V31H45V32H43V33H45L44 34V39L46 40V42H57L58 41V37H57V34H55L54 32H52L51 31V29H49L48 30V32H46V30H45V28L46 29H48L49 27V23H48V20L47 19H42ZM94 21H96V19L94 20ZM114 21H115V19H114ZM153 21V22H152ZM0 22V23H1ZM13 22H15L14 24H13ZM45 22H47V23H45ZM156 24H155V23ZM163 22H165V23H163ZM96 24H93V25H97V27H99L100 26V23L99 22H95ZM163 23V24H162ZM161 24V25H160ZM40 26H42L41 25V22H40V24H39ZM13 26V27H12ZM163 27H165V28H163ZM155 28V29H154ZM0 29V32L3 30H1ZM9 29V30H8ZM151 30V31H150ZM157 30V31H156ZM6 31V32H7ZM117 31H118V33H120L119 31V27H118V24H115V32L117 33ZM166 31H167V33H166ZM10 32L11 31H9L4 37L7 39L8 38V36L10 37V39L12 38V37H14L15 35L14 34H10ZM151 32H153L152 34H151ZM11 33H13V32H11ZM49 33V34H48ZM51 33V34H50ZM160 33V34H159ZM164 33V34H163ZM110 34V33H109ZM111 35V34H110ZM110 35H107V36H110ZM158 37H157V36ZM162 35V36H161ZM168 37H167V36ZM121 36H119V37H116V39L117 38H119L120 40H123L122 38H123V36L120 38ZM165 37V38H164ZM167 37V38H166ZM170 37V38H169ZM126 38V37H125ZM166 40V41H160L159 39H161V40ZM8 40L7 39V41H10V42H12V44L13 45H16V47H15V49L14 50H16V48L17 49H20L21 50V48H18L19 46H17L18 45V40H15V39H17L16 37H14V38H12L13 40H15V41H17V42H15V44H14V41L11 39V40ZM47 39H49L48 41H47ZM156 41H155V40ZM54 40V41H53ZM118 40V39H117ZM124 41H127V40H124ZM157 41H159L160 43H162V44H160L159 42H157ZM170 42H172V43H170ZM158 43V44H157ZM172 44V45H171ZM155 45V46H156ZM216 45V46H215ZM212 46H214V49L217 47V46H219L218 44H212ZM166 48H167V50H169V51H167L166 50ZM218 48V47H217ZM3 49V50H2ZM2 49H0V55L2 54V55H5V54H8V51L9 50H6V49H4V48H2ZM158 49V48H157ZM2 50V51H1ZM6 50V51H5ZM4 51V52H3ZM16 51H18V50H16ZM173 51V52H172ZM176 51V52H175ZM3 52V53H2ZM10 53V52H9ZM160 53V54H159ZM93 54L95 55V54H98V51H96V50H93ZM157 54H159L158 56H156L155 57V55H157ZM9 55V54H8ZM41 55V54H40ZM40 55L38 54L37 56H36V58H35V60L37 61V66L40 64V66L41 65H43V64H45V65H49L50 66V62H51V60H52V56H50V54H43V56H45V57H43V56H41L40 57ZM219 55V56H218ZM6 56V55H5ZM5 56H3L4 58H5ZM154 56V57H153ZM163 56V57H162ZM166 56V57H165ZM1 57V56H0ZM2 57V60H4V61H0V102L2 101V100H4L5 99V94L4 93H2L3 91H2V81H4V74H5V76H6V72H5V69L6 68H4L7 64V62L9 63V60L8 59H10V57L11 56H6V62H5V59ZM77 57H79V56H77ZM153 57V58H152ZM228 57H229V60L227 61V59H228ZM8 58V59H7ZM51 58V59H50ZM151 59H153V60H155V61H153L152 60V62L151 61H148V60H151ZM226 60V61H225ZM157 61H158V63H157ZM5 64H4V63ZM2 63H3V65H2ZM42 63V64H41ZM154 64V67H152V65ZM256 63V64H255ZM262 64V65H261ZM45 65L44 66H38V68L34 71V72H25V71H23V72H21V71H19V73H20V75L22 76V77H31V78H34V79H36L37 77H39V78H37V80H36V82H39V83H42L43 85H48V86H51V84H53L54 85V77H52V76H49V75H51V73L47 70H45V68L46 69H50V67L48 66H46L45 67ZM201 65V66H200ZM221 65V66H220ZM2 66H3V68H2ZM151 66V67H150ZM43 67H45V68H43ZM155 67L157 68V69H155ZM204 67V68H203ZM210 67V66H209ZM244 67V68H243ZM41 68H43V70L41 69ZM160 68V69H159ZM226 68V69H225ZM263 68V70H261V69ZM151 69H153V70H151ZM170 69V70H169ZM222 69V70H221ZM241 69V70H240ZM3 70V71H2ZM158 71V73H162L161 74V77H160V74H158V73H156V72H153V71ZM250 70V71H249ZM210 73V74H206V73H208V72ZM240 71V72H239ZM255 71V72H254ZM164 72V73H163ZM48 75H47V74ZM245 74V75H243V74ZM166 74V75H165ZM242 74V77L240 76ZM157 75V76H156ZM159 75V76H158ZM163 75H165V77L167 76V78H171V80L172 81H168L169 79H167V78H165V79H163L164 81H159V79H161V78H163L162 76ZM219 75V76H218ZM264 75V74H263ZM48 76H49V78H48ZM174 76V77H173ZM252 76V77H251ZM254 76V77H253ZM3 77V78H2ZM47 77V78H46ZM197 78V81H199V82H197L196 81V78ZM213 77H215V78H219L218 79V81H217V79H214ZM52 78V79H51ZM192 78H194V79H192ZM222 78V79H221ZM237 79V85H238V83L240 84L242 81L241 80H243V82H245V83H247L249 80V85H248V83L247 84H245L244 86H245V88H246V85L250 88V90H251V92L249 91V92H245V91H242V90H245V88H244V86H242L243 85V83H241V85H238V86H240V87H236V89L234 90V92H233V94H232V90H231V87H228L229 85V83L230 82H232V81H235L236 79ZM239 78H241V79H239ZM244 78H246L247 79V81H246V79H244ZM250 78H253V79H250ZM3 79V80H2ZM40 81H39V80ZM50 79H51V81H50ZM114 79V78H113ZM174 79H176V80H174ZM210 79H212V82H211V80ZM213 79H214V81H213ZM220 79H221V81H220ZM233 79H235V80H233ZM249 79V80H248ZM2 80V81H1ZM43 80V81H42ZM49 80V81H48ZM54 80V81H53ZM111 81H112V79H110ZM128 80V77L127 76H125V75H119V77H117V79H115V81L113 82L112 81V83H106V82H110L109 80L108 81H104L105 83H106V85L105 84H103L102 83V85H101V87H99V88H95V89H89L88 90V84H89V81H87V82H83V81H79L78 83H80V84H78V83H76V85H74L76 88H80V86H81V88L80 89H82V88H84L85 86H87L86 88H87V90H86V88H85V91H81V90H79L78 92H77V94H78V96H79V98L77 97V95L75 96V95H73L72 97H74V99H69V101H68V104L69 105H67L66 104V106H64V107H60L59 109L57 108H55L54 110H51L50 112H47V113H44L43 115H44V117L43 116H41V114L43 113H41L40 115H38L37 117H35V120L33 121V123L31 122H29V121H27L26 123H22V124H24V125H19L20 127L18 128V132H20V133H28L27 135H28V137H24L25 139V141L22 139L23 137H21V139L22 140H19L20 139V137H18V133H16L17 135H15V132H14V134H13V136L11 137L12 139H13V137H18V138H16L15 139V141H14V139L13 140H11L10 139V137L9 136H11V135H9L8 137H3L2 138V136L0 135V141L2 140V139H4L3 141H2V143L3 142H6L7 144H6V147H7V149L9 148L8 146V144L10 143V145H11V143H14V142H17V146L20 144L22 147H23V149H25L26 147L25 146H27L26 144L28 143H26V141H27V139H33L32 141H37V140H41V139H43V137L45 136V133L43 134V127H42V129H41V125H39L40 123H42L43 121L45 122V121H47V120H50V121H48V123H49V125L50 126H52L51 124V120H53V124L54 125H56L57 123H59V124H61V122L63 123V124H65L66 126H67V130L65 131V135H66V140L64 141V143H65V145H66V148H69L70 147V144L68 143V141H67V139L68 140H72L73 142H77V143H80V144H82L83 146H85L88 150H91L92 152H93V154H94V152H95V154H94V156H95V158H96V160H97V164H98V171L103 175V186H104V189H106V187L107 186H109V185H118L119 183H125L126 184V186H138V188H139V190L138 191H136L135 192V194H136V198L138 197V198H140V201H139V203H137L136 205H135V207L133 208V210H132V215H133V218H134V222H133V228L136 230V232L138 231V232H140V234L142 233V239H144L145 241H146V245H152L151 247H152V251H153V253H152V256H146V251H144L143 249H140V251L138 252V247H137V250H136V248H134V246L135 245H137V244H135L134 245V243L133 242H135L136 240H134L133 242H132V244L131 245H133V248H131L130 246V242L132 241L131 239V237H128V235L126 236H124V229H123V233H122V231L121 232H119V231H117L116 233H115V230L113 229H110L109 227H112L114 224H116V226L118 225H120L119 224V222H116V221H112L111 223H108L107 224V226H106V224L105 225H103V229H101V230H103V231H101L100 232V234L102 235V236H107L108 234L107 233H103V232H105V231H113V232H111V233H114L115 234V236H114V241H113V243H106V244H103V249L107 252V251H109V249H110V251L113 253L114 251H115V248L117 249L118 248V250H119V252L120 253H118V251H116V252H114L113 254L111 253V255H109L110 254V252H108L107 254H106V252L104 251V253L106 254V255H108L107 257H109V258H107V257H101V258H97V259H95V260H86V263L85 264H104L105 263V260L107 261L106 263H110V260H113V257H116L118 254H119V256L120 257H117L116 259L117 260H120L121 258L122 259H125L124 261L122 260L121 262H127V263H129V264H146V263H148V262H151V264L153 263V264H172L173 262V264H179V263H181L182 261L184 262V260L186 259V258H188L189 256H187L185 253H183V252H179V250H178V246H179V244H180V239L178 238V237H180V234H178V235H176L177 233H179V231L180 230H178L179 229V226L178 225H174L173 226V231H175V229L177 230V231H175L174 233H173V235H175V237L173 238V239H171L172 237H170L171 235L169 234V232H168V226H164V227H161V226H158L155 222H153V220L154 219H146L147 218V214L146 213H144V212H147L146 210L147 209H150V208H157V207H159V205L160 204H158L159 202L161 203V199H162V195H160V190L159 191H155V188L157 189V187L159 188V183L161 182H159V180H158V182H157V177L155 176V175H160V173H159V171L158 170H155V167L153 168V166L155 165V163H156V161L157 160H163V163L161 162V164H160V167H162L163 165H165L167 162L166 161H168V162H173L174 160H175V156L177 155V152H184V151H186V149L182 146L181 148L179 147V146H177V148H175V150H174V146H176L175 144H173L174 142L176 143L177 141H174V140H176V139H173V138H175V137H173V136H170V138L172 139V141H170L171 139L169 138V130L168 129H170L171 130V123H173V121L175 122V120L176 119H174L173 118V120H172V117H173V115H170V114H172V113H170V111H169V113H167L166 115H165V113L163 112V108H165V107H162V108H160L161 107V105H159L160 103L159 102H155V101H158V100H156L157 99V97H159V96H164V97H166V96H168V95H166L165 93H163V94H160L159 96H157L156 97V94H154L153 93V91L155 92V93H159L158 91H159V89L158 88H156L155 89V86H154V88L151 86V85H147L146 86V88H145V86H142V87H140V88H136L135 87V89L137 90H135L134 89V87H129L130 89H128V87H123L122 86V82H125V81H127ZM180 80V81H179ZM182 80V81H181ZM204 80V81H203ZM206 80H208L207 82H209V83H207V82H205ZM167 81V82H166ZM177 81V82H176ZM192 81H194L193 83H192ZM240 81V82H239ZM47 82V83H46ZM82 82H83V84H82ZM159 82V83H158ZM162 83V85H164V86H160V84ZM178 84H176V83ZM187 82V83H186ZM197 82V86L195 85V83ZM214 82H215V84H220L219 86L218 85H215L214 84ZM217 82V83H216ZM219 82V83H218ZM220 82H222V83H220ZM45 83V84H44ZM175 83V84H174ZM190 83V84H189ZM200 83L202 84H205V85H203L204 87L202 88V90L199 88V85H200ZM213 83V84H212ZM225 84L224 86L226 87V88H224V86H223V89L221 88V84ZM233 83V82H232ZM232 83H230V84H232ZM41 84V85H42ZM87 84V85H86ZM188 84V85H187ZM209 84V86H207ZM80 85V86H79ZM83 85H84V87H83ZM105 85V86H104ZM186 85V86H185ZM202 85H200V87H202ZM228 85V86H227ZM48 86H47V88H48ZM151 86V87H150ZM184 86H185V88H184ZM103 87H104V89H103ZM196 87H197V89H196ZM206 87H209V88H206ZM214 87V88H213ZM241 87H243V88H241ZM247 87V88H248ZM152 88V89H151ZM179 88H180V90L181 89H186V91H184V93H183V91L181 90H179ZM199 88V89H198ZM205 88V89H204ZM217 90H216V89ZM219 88H221L223 91H224V93H223V91L220 89L219 90ZM241 90H240V89ZM246 88V89H247ZM193 89H195V90H193ZM204 89V90H203ZM214 89V90H213ZM84 90V89H83ZM91 90H93V91H91ZM196 90H197V93H195L196 92ZM198 90H201V91H203V93L201 92H198ZM208 92V90L210 91V92H208L207 93V95H209L210 93H212V91H213V95L212 94H210L209 96H205L206 95V91ZM225 90H226V93H225ZM228 90V91H227ZM229 90L231 91L230 93H231V95H230V93H229V95H228V92H229ZM237 90V91H236ZM87 91H88V93H87ZM90 91L92 92V94H94V95H92L91 93H90ZM115 91V92H114ZM125 91L126 92H128V93H126V95H127V97H125ZM134 91V92H133ZM195 91V92H194ZM215 91H216V93L217 92H219V94L217 93V94H214L215 93ZM222 91V92H221ZM235 91L236 92H240V94L239 93H235ZM244 92L243 94H242V92ZM114 92V94H112ZM117 92V93H116ZM150 92V94H151V96L153 95V97H154V100L153 99H151L152 101L151 102H148L149 100H148V98H147V93H149ZM174 92H180V93H178V94H175ZM181 92L183 93L182 95H181ZM2 93V94H1ZM109 93V94H108ZM116 93V94H115ZM129 93L130 94H132V93H134L133 95H129ZM153 93V94H152ZM173 93V94H172ZM198 93H200L199 95H198ZM234 93L236 94V96L234 97ZM249 93V94H248ZM23 95H21L19 98H17V99H15L16 101H17V103H15L14 102V100L12 101V104L14 105V106H16V108H15V110H17V108L19 109V108H21L22 106H24L25 104L26 105H28V103L31 101V98L29 97V96H27L26 94L24 95V93H22ZM204 94V95H203ZM227 94V97L225 96ZM237 94H238V98H237ZM42 95H45L46 96V93L45 92H43L42 93ZM88 95H90V96H88ZM95 95H97V97L95 96ZM129 95V96H128ZM158 95V94H157ZM177 95V96H176ZM213 97H212V96ZM233 95V96H232ZM242 95V96H241ZM4 98H3V97ZM92 96V97H91ZM96 98H98V99H96ZM104 96H105V99H104ZM130 96H132V97H130ZM134 96H136L135 97V99H134ZM139 96V97H138ZM162 96V97H163ZM205 96V97H204ZM226 98H225V97ZM228 96H232V98L231 97H229L228 98ZM240 96H241V99L239 100V98H240ZM246 96V97H245ZM72 97H70V98H72ZM156 97V98H155ZM208 97H209V99H208ZM210 97L212 98V100H210ZM252 98V100L251 99H249V98ZM263 97V98H262ZM3 98V99H2ZM77 98V99H76ZM99 98H101L102 100L101 101H103V99L105 100L104 102H105V104L104 103H102V102H100V99ZM108 98V99H107ZM119 100H118V99ZM180 99H178L177 98V100H179V102L181 101V97H179ZM216 98V100L214 101V99ZM235 98V100H233ZM243 98H244V100H245V102L244 101H242L241 102V100H243ZM245 98H248V99H245ZM256 98H261V100L259 99L258 101H259V103H258V101L256 102V105H254L253 106V104H255L254 103V101L255 100H257ZM18 99H19V101H20V103L18 104ZM23 99V100H25V101H21V100ZM83 99H85V100H83ZM94 99H96V101L94 100ZM107 99V100H106ZM120 102V100H121V102L120 103H122V107H120L121 105H120V103L117 101V100ZM132 99V100H131ZM185 99V100H186ZM206 100V101H203V100ZM238 101H237V100ZM263 99V100H262ZM79 102V101H81V102H77V101ZM83 100V101H82ZM99 100V101H98ZM207 100H208V102H207ZM226 100V101H225ZM248 100V101H247ZM254 100V101H253ZM84 101H86V102H88L87 104H89V105H84L83 103H84ZM108 102V104H107V102ZM126 102V104H125V106H126V108H125V106L123 105L125 102ZM128 101V102H127ZM210 101H212L211 103H209ZM228 101V102H227ZM235 101H237V103H235ZM253 101V102H252ZM77 102V103H76ZM85 102V103H86ZM96 102V103H95ZM101 103L99 106L100 107H98V106H96L95 104H97V103ZM133 102V103H132ZM137 102H139L140 103V105L141 106H143L144 105V107L143 108H141L140 110L138 109V111L137 112H135V114H134V121L133 122H137V121H139L140 122V124H139V122L138 123H134V125H135V130H137L136 129V127L139 129V130H142V132H143V134H145L147 131L146 130H148V133H149V135H152V134H155L154 136H156L157 137V142L155 143L156 145L155 146H157L158 147V140H160V139H158V137H162L163 138V141L165 142L164 144L165 145H167V146H165V148H166V150H165V152H169V154H168V156H170V154L172 155V157H169V158H172V160L171 159H169V158H167V157H165L164 156V150H162V152L161 151H156V152H160V153H155L156 154V156H154V157H156L157 158V160L155 161V162H153L152 160H149L150 159V155H151V150H149L148 151V149L146 148V146L144 147V148H141V147H138L137 145H134V144H132V142L134 141L133 139H131V138H129V141L131 142V147H130V149L131 148H134L133 150H136L135 152H137L138 151V149H136V147H138L139 148V153H140V151L142 152L143 150H145V149H147V151L146 152H149V154H146L145 155V153L144 152H142L141 154H138V153H135L134 155L136 156L135 158H133V154L131 153V152H133L132 150H130L129 152H126V151H122V150H118V152H117V150H116V152L114 151L113 153L109 150L106 154H100L99 152H98V149L99 150H101V151H103V148L105 147V146H109V147H111L110 145H112V142L115 140V141H118V140H121L120 138H122V136H123V134H125L124 136H127L126 135V130L128 129V131H127V133H129V127H127L128 125H126V121H127V123L129 122H132V121H129L130 119H131V116L132 115H129V113H131V111H130V109L131 108H129L128 106H132L134 103H137ZM159 106H156V104ZM183 101H181L180 103H182ZM204 102V103H203ZM207 102V103H206ZM238 102H241V104H239V105H237L238 104ZM24 103V105H22V104ZM95 103V104H94ZM143 103H145V104H143ZM146 103H149V104H146ZM153 105H152V104ZM206 103V104H205ZM230 103H232V104H230ZM251 103H253V104H251ZM260 103L263 105H261L263 108H260V109H257L258 108V106L260 105ZM16 104V105H15ZM18 104V105H17ZM20 104H21V107H20ZM75 104L77 105V108L79 109L81 106H83V107H81V111L80 110H76L77 108L75 107ZM92 104H93V106L94 107H96V109L94 108H92ZM155 104V105H154ZM259 104V105H258ZM13 105H10V106H8L9 108H13ZM25 105V106H26ZM91 105V106H90ZM103 105V106H102ZM104 105H105V107H104ZM110 105V106H109ZM153 106L152 108L151 107H148V106ZM18 106V107H17ZM69 106V107H68ZM72 106H74V107H72ZM80 106V107H79ZM87 106H89L88 108H87ZM102 106V107H101ZM114 106V107H113ZM120 107V108H117V107ZM146 106H147V108L149 109V108H151V109H149V111L147 110V108H146ZM156 108H155V107ZM233 106H237V109H236V111H234L235 109L234 108H231V107ZM240 106V107H239ZM256 106V107H255ZM27 107V106H26ZM86 107V108H85ZM107 107V108H106ZM109 107V108H108ZM217 107V106H216ZM215 107V111H216V113L215 114H217V111H220V110H216V109H218V108H216ZM230 107V108H229ZM254 109H253V108ZM14 108H13V110H14ZM66 108V111H69V109L70 108H72L73 110L75 109V111L72 113V112H70V111H72V109H70V111H69V115H70V117H69V115H67L68 113L67 112H65V111H61V109H65ZM102 108H104V109H102ZM122 108V109H121ZM146 108V109H145ZM153 108H155V109H153ZM22 110H18V111H21L22 113H24L23 115L25 116V114H26V116L28 117V116H30V114H29V112H28V110H26L24 107L23 108H21ZM87 109H89V110H87ZM115 109V110H114ZM214 109V108H213ZM231 109V115H230V113L229 112H227L228 110H230ZM258 110V111H256V110ZM114 111L113 113H112V111ZM141 110H147L146 111V113H145V111H144V113H140L141 112ZM152 110V111H151ZM158 110V111H157ZM159 110H160V115L159 114H157V113H159ZM161 110H162V112L164 113H162L161 112ZM165 110L167 111V109L165 108ZM164 110V111H165ZM224 110V111H223ZM233 110V111H232ZM261 110V111H260ZM59 111V112H58ZM77 111V112H76ZM79 111V112H78ZM129 111V112H128ZM156 111H157V113H156ZM20 112V113H21ZM55 112V113H54ZM56 112H57V114H56ZM60 112H62L61 113V115L59 114ZM77 114H79L80 112L82 113H80L79 115H77ZM118 112V113H117ZM143 112V111H142ZM148 112V113H147ZM128 113V114H127ZM139 113V114H138ZM153 113H155V114H153ZM239 113V114H238ZM76 114V115H75ZM120 114H122V116H120ZM151 114H153V115H151ZM163 114V115H162ZM226 114V115H225ZM52 117H51V116ZM58 115H60V116H58ZM63 115V116H62ZM65 115H67V116H65ZM81 115V117H79ZM118 115H119V117H121V118H123L124 119V115H127V117H128V115H129V117H128V119L129 120H127L126 119V116H125V119L123 120V119H121V118H119L118 117ZM170 115V116H169ZM25 116V117H26ZM56 116V117H55ZM72 116H74L73 118H72ZM79 118H78V117ZM99 118V119H97V117ZM138 117L140 120H138L136 117ZM167 116H169V117H167L168 119L170 118L171 120H172V122H171V120L169 119V121H168V119L166 118ZM49 117H51V118H49ZM95 117H96V119H95ZM220 117V119L221 120H219L218 118ZM47 118V119H46ZM55 118H57L56 120H55ZM59 118V119H58ZM141 118H142V121L144 122L143 124H142V121H141ZM145 118H148V119H145ZM161 118H162V121L163 120H166L167 122H162L161 121ZM135 119H137V120H135ZM260 119H262V118H260ZM95 120H97L96 122H95ZM122 120H123V122H122ZM132 120V119H131ZM148 120V121H147ZM222 120H223V123H222ZM230 120V121H229ZM232 120V121H231ZM0 121L2 122H0L1 123V125H0V130L3 128V126H5L6 124H4V123H6V122H3V120L2 119H0ZM56 121V123H54ZM118 121V122H117ZM147 121V122H146ZM150 121H151V123H150ZM158 121V122H157ZM159 121H161V122H159ZM9 121H7V129H10L11 130V128H10V122L8 123ZM90 122L92 123V124H90ZM114 122H115V124H114ZM117 122V123H116ZM149 122V123H148ZM155 122H157V124L155 123ZM169 122V123H168ZM214 122V121H213ZM230 122L231 123H233V124H230ZM261 122V123H260ZM260 122H258V121H254L253 122V124H255V125H253L254 126V128L251 130V132L253 133H251V132H249L250 133V136L251 137H253L254 139L257 137H259L260 135H262V136H264V134H263V132H264V121L262 122V121H260ZM51 123V124H50ZM122 125V124H125L126 125V127H123L124 129L125 128H127V129H125V131L123 130V128H121L122 126L120 125V124ZM147 123V124H146ZM152 123H153V126H154V128H155V125L157 126V125H160V124H164V125H162V126H159V127H161V130H162V132L160 133L159 131H158V128L156 127V129H157V132H156V130H154L153 129V131L151 130L152 128L151 127H149V129H147V128H145V130H144V128H139V127H141V126H144L145 124V126L144 127H146L147 125L148 126H152ZM155 123V124H154ZM158 123H160V124H158ZM167 123V124H166ZM176 124L177 123H179V120L177 121L176 120V122H175ZM217 123V124H218ZM260 123V124H259ZM4 124V125H3ZM9 124V125H8ZM59 124H57V125H59ZM118 124H119V127H118ZM150 124V125H149ZM181 124V123H180ZM180 124H177V125H179L181 128L182 127H185V126H181ZM35 125V126H34ZM114 125H116V126H114ZM139 125V126H138ZM168 125V126H167ZM174 125V124H173ZM234 125V126H233ZM237 125H239V127L237 126ZM256 125L258 126H261L262 128L260 129V130H258V129H256ZM6 126H5V129H2L1 131H0V134H2L1 132L3 131V130H6ZM124 126V125H123ZM147 126V127H148ZM164 126V127H163ZM9 127V128H8ZM38 127V128H37ZM40 127V128H39ZM169 127V128H168ZM234 127V128H233ZM238 127V128H237ZM243 127V126H242ZM36 128V129H35ZM120 128V129H119ZM151 128V129H150ZM167 130H166V129ZM40 129V130H39ZM121 129H122V131H121ZM139 130H137L139 133L141 132V131H139ZM165 130H166V132L168 133H165ZM237 130V131H238ZM258 130V131H257ZM6 131H9V130H6ZM43 131V132H42ZM118 131V133L119 134H121V135H119L118 133H116ZM136 131V132H137ZM154 131H155V133H154ZM3 132H5V131H3ZM122 132V133H121ZM159 132V133H158ZM208 132H210V131H208ZM111 133H116L115 135H114V137L112 136V134ZM139 133H136V135H137V137L136 138H138L137 140L138 141H145L146 142V140H143L142 138H143V134H140V136H142L141 138H140V140H139V137H138V134ZM163 133V134H162ZM109 134H110V136H109ZM160 134H162V135H160ZM164 134H167V135H165V136H167V137H164ZM222 134H226V132H223ZM252 134V135H251ZM15 135V136H14ZM51 136V138L52 139H55L56 137H54V135H50ZM117 136H119L118 137V140L116 139L117 138ZM121 136V137H120ZM129 136V135H128ZM127 136V137H128ZM153 136V135H152ZM47 137V136H46ZM127 137H123V139L122 140H125L124 138H127ZM213 137V136H212ZM38 138V139H37ZM40 138V139H39ZM97 138V139H96ZM112 138H114V140L112 139ZM162 138H161V141H162ZM165 138V139H164ZM94 139H96L97 141L96 142H94ZM9 140V141H8ZM17 140V141H16ZM55 140H57V139H55ZM54 140V141H55ZM132 140V141H131ZM136 140V139H135ZM150 140V139H149ZM12 141V142H11ZM14 141V142H13ZM19 141V142H18ZM53 141V140H52ZM51 141V143H53ZM99 141V142H98ZM112 141V142H111ZM114 141V142H115ZM173 142V143H172ZM22 143L24 144V145H22ZM55 143V142H54ZM89 143V144H88ZM158 143V144H157ZM173 144V146H169V145H172ZM177 144V143H176ZM3 145V144H2ZM178 145V144H177ZM237 146H238V148H237V150L238 151H240V149L242 150L243 148H242V145L240 146V145H238V144H236ZM0 146H1V144H0ZM13 146H16V143H14V144H12V146H11V148L13 147ZM17 146L16 147H14V148H12V149H14V150H12L13 152L12 153H14V154H18V150L17 151H15L16 149L15 148H17ZM3 146H1V148H2ZM5 147V148H6ZM25 147V148H24ZM103 147V148H102ZM167 147H168V149H167ZM170 147H171V149H170ZM1 148H0V152H1V154H2V156L0 157V160L1 161H5V162H8V161H6L7 160V158H5V152H6V154L7 153H9V154H7V155H12V153H11V150H9V149H11V148H9L8 150L10 151V152H7L6 150H4L3 148V150H1ZM106 148V147H105ZM141 148V149H140ZM198 148V147H197ZM202 147H199L198 149H196V152L197 151H199L200 149H201ZM110 149V148H109ZM143 149V150H142ZM169 149H170V151H169ZM177 149V150H176ZM105 150V149H104ZM179 150V151H178ZM203 150V149H202ZM202 150H200L199 151V153H201V154H199V153H196V152H194L195 154H197V155H200V157L199 158H201V160H202V158H204V156H201V155H204L203 154V152H202ZM187 152V151H186ZM189 152V151H188ZM187 152V153H188ZM166 153V154H167ZM14 154H13V157H15L14 156ZM115 154V155H114ZM136 154H138V155H141V158H140V156H138V155H136ZM153 154V153H152ZM160 154H162L163 155V157H162V155H160ZM6 155V156H7ZM18 155H21V154H18ZM16 156L18 159L22 156ZM197 155H195V157L196 158H198V156ZM4 156V157H3ZM138 156V157H137ZM148 156H150V157H148ZM15 157V158H16ZM165 157V158H164ZM2 158V159H1ZM4 158V159H3ZM140 158V159H139ZM159 158V159H158ZM164 158V159H163ZM167 158V159H166ZM20 160V159H19ZM133 160H135V162L133 161ZM136 160H138V161H136ZM139 160H141V161H139ZM151 161V162H149V161ZM160 160L159 161H157L158 163H160ZM171 160V161H170ZM121 161H123L122 163H121ZM130 161V162H129ZM145 161H147L148 163H146ZM202 161H205V166H204V168L206 167V171H212L213 169H214V167H215V169H218L217 168V166L220 164V163H213L212 161H210V160H205V158L202 160ZM207 161H210L209 163L207 162ZM136 162L138 163V164H136ZM165 162V163H164ZM220 162V161H219ZM127 163V164H126ZM134 163V164H133ZM154 164V165H152V167L151 166H149L148 168H147V170H146V168H145V171L144 170H142L143 169V167H145L146 165H151V164ZM158 163H156V165L158 164ZM206 163H207V165H209V166H206ZM23 166H25V168H28L27 169V171L29 170V172H31V170L32 171H34L35 172V170H36V168H39V170H37L36 171V174L35 173H33V172H31V173H29L28 172V175L30 176H33V177H29V176H26L27 177V180H28V182L26 181V179H25V176L23 177V176H21L22 178H24V179H22L21 177H19L20 175H15V174H18V169L17 168H15L13 165H12V168H13V170L11 171L12 172V175H14V178H13V182L12 183H8V181H7V183H6V185L4 186L5 188H2V190H3V195H2V193H1V196H3L4 197V199L2 198H0V203H1V201H2V203L1 204H3V205H1V208H2V206H3V208L2 209H4L3 211H2V209H0V217H3L2 219L0 218V222H1V224H0V230L2 229V228H6V230H5V228H4V230L10 235L9 237H7L6 236V238H4V237H2L1 235L4 233L5 234V232H3L2 234H0V254L2 253V257H6V258H2L1 256V263L0 264H14V263H18V264H35L36 262H37V260L36 259H38V262H39V259L41 260V259H43L45 262H48V263H45V264H58L57 262H59V264H70L71 262H73V257H71V255H74L75 254V251L74 252H71L70 250H68V248H69V236H67V234L69 235V233H68V231H66L65 232V228H66V230H68V226L69 227H74V226H77L78 224V218L76 217V216H74V214L73 215H70V217H68L67 216V212H72L74 209H72V210H69L68 209V207H66L65 208V205L67 204L68 206H69V204L72 206V208L73 207H76L77 206V204L75 205V206H73L72 205V201H71V199H70V197H72L73 195V193H74V191L76 192L75 194H77V191L75 190V187L74 188H72L71 189V186H72V184H71V186L70 185H68V186H66L68 183H66V185H65V187H64V185H62L63 186V189H62V192H58V193H56V194H54V195H50V196H48V190H50V188H51V186H50V184L53 186V185H59V183L54 179L56 176H58L62 171H60L59 169H55L56 171L54 172L53 170H52V168L51 167H49V165L48 164H45V163H42V164H40V166H38V165H36L34 162H32L31 161V163L29 164L28 162H24V163H21ZM120 164V165H119ZM126 164V165H125ZM141 164H142V166H141ZM144 164H146L145 166H143ZM163 164V165H162ZM188 164V163H187ZM211 164H214L213 166L211 165ZM27 165V166H26ZM47 165V166H46ZM140 165V166H139ZM170 165H171V163H170ZM211 165V166H210ZM29 166H31V167H33V169L32 168H30L29 169ZM130 166H131V168H130ZM137 166H139V167H137ZM167 166V165H166ZM36 167V168H35ZM100 167V168H99ZM158 167H159V164H158ZM171 167V166H170ZM172 167H175V166H172ZM208 167V168H207ZM210 167V168H209ZM218 167H220V165L218 166ZM119 168V169H118ZM153 168V169H152ZM211 168H213V169H211ZM43 169H45L44 171H43ZM133 169V170H132ZM153 170V172H151V171H148V170ZM156 169H157V167H156ZM209 169H211V170H209ZM118 171L119 170V173L118 172H115V171ZM121 170V171H120ZM124 170V171H123ZM154 170H155V172H154ZM59 171V172H58ZM103 171V172H102ZM111 173H110V172ZM133 171V172H132ZM146 171L148 172V173H151L152 175L150 176L148 173H146ZM40 172H42V174L40 173ZM53 172V173H52ZM107 172H109V174H107ZM44 173V174H43ZM118 173V174H117ZM144 173H146V174H144ZM155 173V174H154ZM41 174V175H40ZM63 173H61L60 174V176L62 175ZM110 174H115L116 176H118V177H116V179H115V177L113 178V180H114V182H113V180H111L112 179V177L114 176V175H110ZM122 174H125V175H122ZM133 176H132V175ZM233 175H234V173H232ZM232 174H228V175H223V177H222V179L221 180H224V183L226 184L225 185V187L224 188H227V187H229L230 185H231V182H230V180H231V177L229 176V175H231V176H233ZM253 174V173H252ZM39 175V176H38ZM42 175H43V177H42ZM56 175V176H55ZM108 176V179H107V176ZM110 175V176H109ZM120 175H122V176H120ZM130 175V177L132 176V178L134 177H136L137 175H139V177L137 176L135 179H131L130 177V179H131V181L130 180H128L129 178L127 177V176H129ZM157 175V176H158ZM254 175V174H253ZM52 176H54V177H52ZM104 176H106V177H104ZM112 176V177H111ZM143 176L144 177H146V178H143ZM153 176H154V178L156 179V182L158 183H156V184H154V183H152V180H153V182H155V180H154V178H153ZM226 176H229L227 179H229V180H227L226 179ZM150 177H152V178H150ZM158 177H160V176H158ZM255 176H253L252 178H254ZM30 178V179H29ZM34 178V179H33ZM41 178H42V180H41ZM148 178H150V179H148ZM224 178V179H223ZM18 179V180H17ZM118 179V180H117ZM123 179V180H122ZM125 179V180H124ZM139 179V180H138ZM143 179H146V183H149V184H145L144 185V183H145V180H143ZM152 179V180H151ZM228 181V182H226V180ZM40 180V181H39ZM51 180V181H50ZM140 180H142V181H140ZM149 180H150V182H149ZM21 181V182H20ZM42 181V182H41ZM130 181V182H129ZM143 181H144V183H143ZM111 182H113V183H111ZM128 182V183H127ZM139 182H142L141 183V186H139L140 184H139ZM42 183L46 186H42ZM50 183V184H49ZM153 184L154 186H153V192H154V194H153V192L152 191H150V193H151V195H150V193H149V189H148V187L150 188V190L152 189V185L151 184ZM223 183V184H224ZM21 184H23L22 186H24V187H20V189L19 190H17L18 188H19V186L21 185ZM25 184V185H24ZM26 184H30V187L27 185L26 186ZM40 184V186H38ZM70 184V183H69ZM142 184L144 185L143 187L144 188H142ZM219 184H221V185H223L222 184V182H219ZM227 184H230L229 186L227 185ZM14 186H16V187H18L17 189H16V187H14ZM70 186V187H69ZM74 186V185H73ZM72 186V187H73ZM147 188H146V187ZM157 186V187H156ZM161 186V185H160ZM224 186V185H223ZM227 186V187H226ZM13 188V190L14 189H16V191H15V194H13V196H12V194L11 193H14L13 191H11L12 190V188ZM26 187V188H25ZM70 188L71 189V191L69 192L68 191V189H67V193L69 194V193H71L72 192V190H73V192H72V194L71 195H67L68 196V198H69V200H68V198H66V200H68V202L67 201H65V197L64 196H66L65 194H64V192H66L65 190L66 189H64V188ZM35 188H38V191L35 189ZM103 188V187H102ZM102 188H100V189H102ZM26 189V190H25ZM29 189H31V190H29ZM33 189H35L34 190V192L36 193V194H34V193H32L33 192ZM44 189H46V190H44ZM69 189V190H70ZM5 190V191H4ZM23 190V191H22ZM24 190H25V192H24ZM64 190V191H63ZM144 190V191H143ZM158 190V189H157ZM216 190V189H215ZM29 191H31V193L32 194H30V192ZM99 191V192H98ZM98 191L96 190L94 193L96 194L97 192V196L96 197H99L98 199H93V200H91V204H92V207L95 209V210H97L98 208V210H97V212H99V210H103L104 208V210L103 211H106V213L107 214H112V212H113V210H114V208H117V207H112L111 209H109L108 210V207H106L107 206V204H109V205H114V203H116V201H115V199H110V198H108V200L106 199V197L104 196V195H102L103 194V190H99L98 189ZM140 191V192H139ZM259 191L261 192V193H263L264 194V185L262 184L261 185V187H260V185H259ZM11 192V193H10ZM29 192V193H28ZM46 192H47V194H46ZM142 192V193H141ZM10 193V194H9ZM17 193V194H16ZM20 193H21V196H20ZM61 193H62V195H61ZM145 193H146V196H145ZM157 193V194H156ZM29 194V197H28V200H27V195ZM63 194H64V196H63ZM142 194V195H141ZM156 194V195H155ZM158 194L161 196V198H160V196H158ZM33 195H34V197H33ZM58 196V197H60L61 199L63 198V204H62V201L60 200V203L58 204V200L57 199H55V196ZM222 195V194H221ZM11 196V197H10ZM52 196V197H51ZM70 196V197H69ZM145 196V197H144ZM22 198V199H19V198ZM24 197V198H23ZM42 197V198H41ZM51 197V198H50ZM142 197H144V198H142ZM217 197H218V199H217ZM10 198H12L13 199V201H15L16 202V204L17 205H15V202H13L12 201V199H10ZM26 198V199H25ZM59 198V199H60ZM73 198H75V196L73 197ZM106 200H105V199ZM224 198V194H223V196H220L219 194H218V196L216 195V200H218L219 201V203H220V209L219 210H221V209H223V207L225 208L226 206L228 207V208H230L233 204L236 206V204H237V206L235 207L234 205V207L235 208H239V207H242V206H239L240 205V202H241V197L240 198H238V199H240L239 201H234V200H232V199H228V200H224V201H222V199ZM19 199V200H18ZM31 199V202H32V204H31V202L29 201ZM33 199H35V200H33ZM46 199H48L49 200V202L50 201H52V202H48V200H46ZM51 199V200H50ZM159 199H160V201H159ZM220 199H221V201H220ZM11 200V201H10ZM18 200V201H17ZM23 202H22V201ZM46 200V201H45ZM36 201V202H35ZM38 201V202H37ZM41 201H44V203L46 202V205L45 204H43ZM69 201H71V203L69 202ZM159 201V202H158ZM235 203H234V202ZM4 202V203H3ZM13 202V203H12ZM150 202V203H149ZM237 202V203H236ZM33 203H36L37 205H35V204H33ZM39 203H40V205H39ZM231 203V204H230ZM43 204V205H42ZM152 204V205H151ZM12 205H15V206H13L12 207ZM30 205V206H29ZM32 205V206H31ZM41 205H42V207H41ZM53 205H55L54 207L55 208H57V209H55L54 207H53ZM58 205H60V207L58 206ZM104 205H106V206H104ZM44 206H45V208H44ZM71 206H69V207H71ZM32 207H33V209H32ZM52 207V208H51ZM61 207H62V209H61ZM95 207H97V208H95ZM104 207V208H103ZM150 207V208H149ZM222 207V208H221ZM64 208V209H63ZM103 208V209H102ZM31 209H32V211H31ZM38 209H39V211H38ZM55 210V212H54V210ZM61 209V210H60ZM65 209H67L66 211H64ZM71 209V208H70ZM240 209V208H239ZM245 209V210H244ZM248 208H247V206H245L244 208H243V211L244 212H242V213H245V215H243L242 213H241V215L242 216H248L249 214H251V212L250 211H252V209L251 208H249L248 210H247ZM34 210V211H33ZM37 210V211H36ZM45 210H48V211H45ZM56 210H58V211H56ZM13 211V212H15L14 214H16L15 216L16 217H18L19 218V220H18V218H16V217H14L13 215H10L11 214V212ZM17 211H18V214H17ZM61 211V212H60ZM100 211V212H101ZM107 211H109V212H107ZM248 211V212H247ZM7 212V213H6ZM12 212V213H13ZM19 212H21V213H19ZM30 212H32V214L30 215L29 213ZM45 212V213H44ZM53 212H54V214H53ZM64 212V215L63 214H60V219H61V221H58L59 220V217L58 218H56V215L55 214H58V213H63ZM66 212V213H65ZM28 213V214H27ZM74 213V212H73ZM223 213V212H222ZM249 213V214H248ZM7 214V215H6ZM22 214V215H21ZM27 214V215H26ZM42 214H43V216H44V218H43V216H42ZM51 214H53L52 216H51ZM4 215H6V217H4ZM8 215H9V217H8ZM25 215V216H24ZM28 215H30V220H31V223H30V220H29V217H28ZM39 217H38V216ZM67 217H66V216ZM98 215V214H97ZM97 215L95 216V218L97 217ZM37 217V218H34V217ZM59 216V215H58ZM33 217V218H32ZM41 217L43 218V219H41ZM62 217H63V220H62ZM94 217V216H93ZM156 218L158 217V216H155ZM14 218V219H13ZM16 218V219H15ZM26 219V221L25 220H23V219ZM32 218V219H31ZM20 219H22V222H21V220ZM45 219H47L46 221H45ZM51 219V220H50ZM56 219H58V220H56ZM75 219V220H74ZM4 220H6V221H4ZM7 220H9L8 222H7ZM12 220V221H11ZM14 220H16L15 222H13ZM29 221V223H28V221ZM32 220L34 221V222H32ZM54 220H55V223H56V221H57V223L55 224V223H53L54 222ZM262 222L264 223V217H262ZM3 221H4V223H5V225H4V223H3ZM19 221H20V223H19ZM140 221V222H139ZM146 221L147 222H150L151 224L149 225V228L147 229V227L145 226L146 225ZM75 223L73 226H72V224L71 223ZM116 222V223H115ZM139 222V223H138ZM7 223L9 224V225H11V226H6L7 225ZM13 223H14V225H13ZM16 223H18V224H16ZM36 223V224H35ZM39 223H41L40 225H38ZM49 223H50V225L51 224H53L52 226H53V230L55 231V232H52V230H51V226H49ZM142 223H143V225H142ZM3 224V225H2ZM16 224V225H15ZM28 224V225H27ZM35 224V225H34ZM70 224V225H69ZM138 224V225H137ZM18 225V226H17ZM43 225V226H42ZM55 225H57L56 227H55ZM111 225V226H110ZM255 225H258L257 224V222H255V224H254V226ZM14 227V231L15 232H13V231H10L11 230V228L13 229V227ZM19 226H21V227H23V228H19ZM36 226L38 227V229H36ZM39 226H41L40 228H39ZM50 228H49V227ZM135 226V227H134ZM138 226H141V228L140 227H138ZM8 227H9V229H8ZM18 227V228H17ZM29 227V228H28ZM32 227H34V228H32ZM44 229H43V228ZM55 227V228H54ZM106 227H108L109 229L107 230L106 229ZM175 227V228H174ZM32 228V229H31ZM138 228H139V230H138ZM143 228H144V230H143ZM8 229V230H7ZM20 230L19 231V233H17L18 235H15V233L16 232H18L17 230ZM27 229H28V231H27ZM60 229H62V230H60ZM140 229H142L141 231H140ZM32 230V231H31ZM38 230V231H37ZM41 231V234H40V231ZM47 230V231H46ZM149 230V231H148ZM156 230V231H155ZM257 230V231H256ZM3 230H1L0 232H2ZM9 231V232H8ZM26 231H27V233H26ZM29 231H31V232H29ZM34 231H36V232H34ZM42 231H44V232H42ZM145 231V232H144ZM148 231V232H147ZM159 231V232H158ZM163 233H162V232ZM252 233H262V232H264V231H260L259 229H258V227H252ZM260 231V232H259ZM12 232V233H11ZM39 232V233H38ZM45 232H48V233H45ZM51 232V233H50ZM60 232L61 233H63V234H61V236L64 238V240H63V238L61 237L60 239H59V237L58 236H60ZM6 233V234H7ZM13 233H14V236H12L13 235ZM44 233V234H43ZM254 233V234H255ZM3 234V235H4ZM7 234V235H8ZM30 234V235H29ZM34 234V236H35V234H38L39 236H41V239H40V237H38L37 238V236L38 235H36V237L35 238H33L31 235H33ZM46 234V235H45ZM66 234V235H65ZM109 234H110V232H109ZM163 234V235H162ZM24 235V236H23ZM25 235L29 238V242L27 241V237H25ZM42 235H44V236H46V238L44 237V238H42ZM58 235V236H57ZM20 237V238H18V237ZM25 238V239H23V237ZM31 236V237H30ZM66 236H67V238H66ZM88 236L91 238H94V237H96L97 236V234H96V232L95 231H92V230H90L89 232H88ZM157 238H156V237ZM163 236V237H162ZM177 236V237H176ZM13 237V238H12ZM14 237H17V238H14ZM57 237V238H56ZM118 237H120V238H118ZM125 237V238H124ZM11 238V239H10ZM27 238V239H26ZM30 238H33L34 240H32V239H30ZM118 238V239H117ZM158 238H160L159 240H158ZM214 238H218V237H214ZM4 239H5V241H4ZM7 239V240H6ZM12 239H14V240H20V239H22V240H26V242H24L25 244H22L23 242H22V240L21 241H19V244H18V242H16L15 241V243L12 241ZM42 239H46L45 240V243H44V241L42 240ZM62 239V240H61ZM134 239V238H133ZM147 239V240H146ZM157 239V240H156ZM175 239V240H174ZM10 240L12 241L11 243H10ZM43 241V242H41V241ZM162 241V242H159V241ZM164 240V241H163ZM2 241V242H1ZM7 241V242H6ZM38 241H40V242H38ZM64 241V242H63ZM68 243H67V242ZM149 241V242H148ZM165 241H166V243H165ZM264 234L262 233L261 234V244L260 245H262L263 247H264ZM10 244H9V243ZM65 243V244H68L67 246H65L64 244L62 245H60V244H58V243ZM215 244H217L216 246L214 245V243ZM220 242V244H221V242H223V240L221 241L220 239H216V241H215V239H214V241H211L210 243L209 242H207L206 244H204V242L201 244V245H203V249L201 250V254H204V253H206L205 255H207V253H208V255H210V254H214V255H218V256H216L217 258H215L214 257V255H212L211 257L210 256H206V259L208 260L207 262H205V261H203L202 263H204V264H224L223 263V261H221V259H219L220 257H219V253H218V249L220 248V246H218V245H220V244H218ZM3 245H2V244ZM12 243H14L15 245H12ZM29 243V244H28ZM45 244V246H44V244ZM122 243H123V245H125V247L124 246H121L122 245ZM127 243V244H126ZM135 243H137V242H135ZM208 243H209V245H208ZM212 243V244H211ZM20 244L24 247V249H23V247L21 248V250H23V251H21V250H19L20 248H19V246H20ZM28 244V245H27ZM42 244V245H41ZM130 246H129V245ZM157 244H158V246H157ZM164 245V247H163V245ZM14 246V247H17V248H14L13 247V249H15L13 252H10L11 250L10 249H12V248H9V246ZM19 245V246H18ZM55 245V246H54ZM59 245H60V247H59ZM127 245L129 246V248H131V249H133V250H129V248H127V250H129V251H131V252H129V251H127L126 253H124V250L126 251V247H127ZM222 246L224 245V242H223V244H221ZM10 246V247H11ZM26 246L27 247H31V249H25L26 248ZM38 246H40V249L38 248ZM41 246H43V249H46L47 248V246L49 247V249H47V251H48V253L46 252V254H42L41 256H42V258H41V256H38L40 253H41V250H43V249H41L42 247ZM61 246H65V249H63V251L62 250H60V249H62L61 248ZM213 246H215V247H213ZM50 247H52V249L55 247V249H53L52 250V252H50ZM58 247V248H57ZM120 247H122V248H120ZM159 247H160V249H161V247L163 248V253L161 252L162 251V249L161 250H159ZM210 247V248H209ZM219 247V248H218ZM262 247V248H263ZM4 250H2V249ZM19 248V249H18ZM38 248V249H37ZM122 249L123 250V248H124V250H123V254H125V257L123 256V254L122 255H120L122 252H121V250L120 249ZM211 248H215V249H212V250H209V249H211ZM12 249V250H13ZM17 249H18V253H17ZM35 249V250H34ZM37 249V250H36ZM62 252H60L59 250ZM71 249V248H70ZM114 249V250H113ZM158 251H157V250ZM234 249V248H233ZM239 249L240 248H235L233 251H232V255H234L236 252H238V253H236V256L234 255V256H232V255H230L229 257L232 259V260H234L235 258H237V257H239L240 256V258L241 259H243V260H245L244 262H246L245 264H249V262H250V259L249 258H251V257H248V259L246 258L247 257V254H245V253H243L242 251L240 252L239 251ZM261 249V248H260ZM8 250H10V251H8ZM38 250L40 251V253L38 252ZM57 250H58V252L59 253H61V254H59L58 252H57ZM66 252H65V251ZM136 250V251H135ZM204 250H207L208 252H204ZM214 250V251H213ZM29 252L28 254H27V252ZM33 251H37V253L36 254H34V252ZM46 251V250H45ZM54 251V252H53ZM142 251V252H141ZM143 251H144V253L145 254H143ZM166 252V254H165V252ZM9 252H10V256H9ZM25 252H26V254H25ZM33 252V253H32ZM63 252H65V253H63ZM69 252H71V254L69 253ZM143 254H141V253ZM156 252V253H155ZM158 252V253H157ZM210 252V253H209ZM240 252V253H239ZM260 252L261 253H263L264 252V248H263V250H260ZM13 253V254H12ZM16 253V254H15ZM24 253V254H23ZM42 253H44L43 251H42ZM51 255H50V254ZM55 253H56V255H55ZM60 255V256H57L58 254ZM68 253V255H66ZM74 253V254H73ZM117 253V254H116ZM131 253L132 255H133V253H134V255L132 256V255H129V254ZM139 254V256H138V254ZM216 253V254H215ZM23 254V255H22ZM31 254H33V255H31ZM70 254V255H69ZM115 254V255H114ZM135 254H137V257L135 258ZM160 254V255H159ZM168 254V255H167ZM14 256V258L15 259H11V258H7V257H11V256ZM26 255V256H25ZM36 255V256H35ZM46 255H47V257H48V255H49V258H51L50 260L49 259H44V258H47L46 257ZM146 257H148V258H150V259H146L145 258V256ZM148 255V254H147ZM165 255V256H164ZM172 257H171V256ZM239 255V256H238ZM13 256H12V258H13ZM24 256H25V258H24ZM38 256V257H37ZM43 256H45V257H43ZM51 256V257H50ZM54 256H57L56 258H58V260L59 261H54L56 258H52V257H54ZM68 256H69V258H68ZM105 256V255H104ZM121 256H123V257H121ZM144 256V257H143ZM157 256V257H156ZM162 256V257H161ZM190 256H193V254L192 255H190ZM232 256V257H231ZM243 256H246V257H244V258H242ZM257 256H260V255H257ZM256 256V257H257ZM142 257V258H141ZM171 257V258H170ZM212 257H214V259L212 260L211 258ZM66 258H68L67 260L68 261H65V259ZM70 258H72V259H70ZM119 258V259H118ZM146 259V260H144V259ZM175 258L177 259V260H175ZM184 260H183V259ZM205 258V257H204ZM260 258V260H261V258H262V255L259 257ZM5 259V260H4ZM23 259H25V260H23ZM27 259V260H26ZM30 259V260H29ZM31 259L33 260V259H35L36 260V262L33 260V261H31ZM69 259H70V261H69ZM130 259V260H129ZM155 259H156V261H155ZM258 259V258H257ZM4 260V261H3ZM19 260V261H18ZM29 260V261H28ZM47 260V261H46ZM49 260V261H48ZM138 260H139V262H138ZM147 260H148V262H147ZM151 260V261H150ZM162 260V262H160ZM179 260V261H178ZM211 260V261H210ZM3 261V262H2ZM27 261V262H26ZM42 261V260H41ZM41 261L39 262V264H44V262L42 261V263H41ZM143 261H145V262H143ZM178 261V262H177ZM214 261V262H213ZM217 261H219V262H217ZM30 262V263H29ZM34 262V263H33ZM37 262V263H38ZM155 262V263H154ZM160 262V263H159ZM177 262V263H176ZM212 262V263H211ZM105 263V264H106ZM108 263V264H109ZM116 263H117V261H116ZM116 263H114V264H116ZM202 263H200V264H202ZM72 264H74V262L72 263ZM76 264V263H75ZM78 264H82V263H78ZM120 264V263H119ZM122 264V263H121ZM148 264H150V263H148ZM194 264H196V263H194Z\"/></svg>",
  "mask_w": 264,
  "mask_h": 264
}]
</instances>
